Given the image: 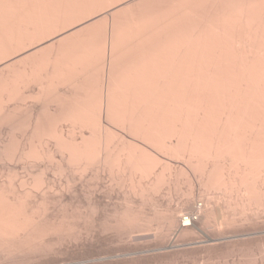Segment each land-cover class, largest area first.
Listing matches in <instances>:
<instances>
[{"label": "bare ground", "instance_id": "6f19581e", "mask_svg": "<svg viewBox=\"0 0 264 264\" xmlns=\"http://www.w3.org/2000/svg\"><path fill=\"white\" fill-rule=\"evenodd\" d=\"M38 1L41 2L42 0H0V65L3 64L2 69H0V264H52V263L57 261V259H56L57 255L60 257L59 254L61 253V250L64 247H67L68 244L74 243L75 241H78L79 239L81 240L82 237L84 238V236L88 237L86 235H89L90 232H86L85 229H84L85 231L80 229L79 224L84 223V225H85V223L87 221L89 222V218H91L92 215H93L94 221H95L94 214L95 213L98 214L99 211L96 212L95 208L94 209L91 208L89 210L90 207L85 209V207H87V206H85V207L83 206V208L85 210L81 209L82 207L79 208V206L78 207H69L70 205L67 206V205H64L62 203V199H64L63 196L65 194H68V192L70 190L71 191L74 190V189H72L71 186H74V183L77 182V180H75V182L73 183L75 178L72 179L73 176H71V174H73L75 176H77V174H79L80 176H81V174L82 175L84 174L83 177H85L86 175L89 174L88 170L90 168H91V171L95 170V168H96V174H93V175L94 176L96 175L95 177H97L98 173H101L102 171H103V173H104V171L106 173V171H108V173L110 175L108 173L107 174H108V177L110 176V179H111L110 182H112L111 184H113V185L115 184V186L117 185L116 188H118L119 186L121 187L120 189L125 188L124 190H126L128 197H130V198L133 197V198H131V202H128L129 204L130 203L132 204V199H135V198L141 199L142 202L145 200H149L148 202H151L153 200V197H156L157 195L159 197V195L161 196L163 194L162 192L164 191L163 190L164 187L166 189V187L168 186L169 188L172 189V187H170V186H173V183L175 181H173L174 179H172L173 177H171V175L172 176H173V174L179 175V171H178V174L172 173V172H174L175 168L173 169V167L170 164L169 165L171 166L170 167L171 170L169 168L168 171L170 172V171H172V169H173V171L171 172L172 174L167 173L168 172L167 168L169 167V165H168L169 162H167V165H168V167H167L166 162L164 160L159 159L157 156L155 157V155L151 154L150 151H147L146 148H144L142 146L138 147V144L135 145L134 142L133 143L131 142L132 144L130 142L127 144L126 142H128V141L123 139L122 136H120L121 139H119V135L117 136L116 133H114V132L111 133V131L103 125V121H102V119H103L102 116L104 113V112H102L103 111L102 110L103 102H100L99 104H98V102L113 99V98H108L109 96L106 97V92L112 91V90H110V87L112 86L110 83L117 82V81H115L117 79V76L113 75L115 68L113 67L114 65L112 63H110L111 65L109 64L111 66V69H110V67H107V68H109L108 74L110 75L109 77H107L108 81L106 78H104L105 77L104 73L106 71V69L104 67H106V65L108 64L106 62H109L107 60V58L104 59V61L107 60L106 62H102V61H100L101 58L98 60V58L95 59L94 57L90 56V58H93L96 60L94 62L96 64H94L92 62V66H90L91 63L89 62L90 63L89 68L91 70H92V68H94V66L96 68V69L95 68L93 69L94 70V72H93V70L92 71L89 70L88 65L86 63V60L88 59V57L86 58V56H84L83 58H85V60L83 58L81 59L87 65L86 66L84 63L83 66H86V68H82L81 65L83 63L79 65V61H81V60L77 61L78 63L76 64V62L75 63L73 62L74 61L73 59H72V61L70 60V58H74V56L71 57L72 54H70V55L68 54L69 55L68 57H70L68 60V63H69L68 66H70L71 63L72 64L74 63L73 65H77L78 68L76 66H73L76 68V70H74L75 68L73 69L72 65H71L70 68H72L74 71L71 72L72 69L70 70V68L68 69V67H67V69L70 70L71 74H73V75L75 74L74 78H75V76H78L79 77L78 79H81V74H82V77H84V75H85V77H84L85 81L86 80L88 81V79H89L92 82L91 83L90 81H88L89 82L88 83L86 81L85 85H82V83L85 82L83 78H82L83 81H81L82 79L79 81L77 78L74 79L73 75H72V77L68 78L69 72L66 73L68 75L67 77L65 76L63 78V77H61V75L57 76L55 73H59V69H60L59 68L57 71L56 67H55L57 64L59 65L58 58L56 59L55 58L56 56H55L53 60L52 59L50 60L49 53H48L49 60L47 58H45V59H47L46 60L47 63H48V61H50L49 63H51V64H49V65L46 64V65L51 66V67H48V69H45L44 72L49 77H51L49 75V74H51L52 75L51 78L53 79V81L56 79L55 84H53L51 86L48 85V84H51V80L49 79V82H50L49 83L48 78H47L48 76L46 75L47 76L46 77L45 73H44V77H46L47 80L46 81L44 80V82H42L43 81L42 80V81H40L41 83L40 82L38 83V79L39 80H41V78L43 79L44 78L43 75L41 77H38V75L32 74L33 79H34V76L35 77L37 76V79L36 78L35 79L37 80L36 84H38V85H36V87L38 88L37 89L38 93L36 94L37 97L35 98V95H34V97L31 96V97H33L32 100L33 101H35V99L41 100L42 96H44L46 94L47 96L45 95L42 98V101L46 102L50 106V107H48V106L45 107L46 112H47V109L51 108V105L49 103H51V102L53 104L57 103V102L55 103L56 98H57V96L55 97L56 93L59 96L60 95L59 93L63 94L67 90L74 92L76 90L75 88H78V90H81V91L79 92L78 90H76L74 94H76V92L77 93L82 92L81 94H83V95H84V93H86L84 96H81V97H80L81 94L80 95L77 94L78 97H80V98H78L77 101H79V99L82 101L84 100L83 102H79V103H84L86 101L83 109H85L86 107H89V109L92 108L91 110L93 112L90 110L92 113L91 112L89 113L90 115H92L91 117H89V114L87 115V113L89 111L86 112L89 109H86V111L84 110L86 116L83 113L84 111L80 112V110H79L80 114L76 113L78 110L76 112L70 113L69 116L61 114V116L64 115V117L68 116L67 118H63V119L65 120V123L69 124V128H70L71 124L77 125L80 122H83V124L80 123L79 127L84 126V127H81V129L90 125L88 128L86 127V129L82 130V132L79 133V136L77 134L79 132L78 130H80L78 126H77L78 129L76 128V126H75V128L73 126L70 129L69 128L64 129L65 127L58 129L57 127L55 128V126H53L54 128L53 127L48 128V129L44 128L42 130L37 128V129L31 130V129H26L28 126L27 127L25 126V128H24L22 125L24 123L26 124V122H27V121L25 122L26 119H24V123H23V121H22V123L20 122V124L22 126L20 124H18V121H19L18 119L20 118V115L22 113L20 110L22 109V111H25V109H24L25 107L22 108V105H21L22 102L21 101H24L23 99H25L26 97L24 96V90H22L21 88L20 89H21V91H23V93L18 90L19 91L18 95L20 92H21L20 96L23 94L21 98H20V96H16L17 95L16 94L17 89L14 90L13 88L12 89L8 88L9 89V90L7 89L8 92L6 91L5 85H7V81H8L7 79H9V78L7 77V75L5 76V71H4V69L6 67V66H4L5 59H6L4 56V54H5L4 47L7 45L9 47L10 44L13 45L12 42L10 44L7 43V42H10L9 40H12V41L16 40L15 43L18 45L22 44V43H17L18 41L21 42V40H19V39H21L20 38L21 36L19 37L18 34L20 33L19 31H20L21 26H22L21 25L22 21H24L26 19V17H28V19H27L28 21L30 19H34V24L36 23V25H37V23H39V22H35L36 21L35 17H37V14H36L37 8L39 7L38 4H40V3H38ZM51 1L53 2L54 0H50V1L46 0L47 4H45V0H43V2L41 4L44 3V5L49 7L50 6L49 4L52 3ZM55 1H54V3H55ZM67 1L62 2L63 4L62 3L61 4L66 6ZM121 1H123V0H121ZM143 1L144 0H142V2ZM178 1L181 2V0H178ZM182 1H183V5H184L183 11H185V14H187L188 8H189L188 7V1L187 0H182ZM218 1H221V0H192L191 4L193 6H195L193 10L197 15L200 14V12L198 10L201 11L203 9L204 11L203 10L201 11L200 16H204L203 14L207 15L208 14L207 12H210V11L212 14V11H213V13H215L216 10L215 11L209 10V9H206L203 7L201 9V6H202L201 3L202 4L205 3L207 6V4L210 2L211 5L208 4V6H210V8L216 9ZM227 1H230V0H224V2H223L226 4V6H222V7H225V8L221 7L219 10L217 9L218 11H216L215 16L213 14L212 17L214 19V22L211 23L212 25H209L207 27L205 26L206 29L203 25L204 29H203V31L201 30L202 32H199L200 31L199 30L200 24H199V26H197V27L195 26L196 28H194V26L192 24H191V26H189L188 23L186 22L185 25L183 24L184 28H183L182 32L178 33L180 36V37L178 36L179 39L181 38V36H183V39H180L181 40L180 41L177 37L178 34H175V36H176L175 38L178 39V40H176L175 43L177 44V42H179L178 43L179 47L181 46L180 51H183L182 56H179V69L176 70V83H172V86H171L170 84H167V81H166L163 83L164 85H162V84H161L162 86L159 85V83H161V80L159 79L160 80V82H159L158 78H160V77H157V76H161V74L163 75V72H165V71H161L162 73L160 72L161 67H159L160 65L158 64V59H160V58H158V56H157L159 53H158V50H157V52H155L156 49L154 50L152 47V50H154L153 53H156V54H152V52H151L150 57H148L147 53H145L146 56H145V54H143L144 58L147 57L146 60L143 58L145 60L143 64L137 63L136 62L137 60H135V62L137 63V65L135 64V62L133 63L135 65V66L133 65L135 68L134 67H133V69L129 68L130 70L127 69L126 70L127 73H126V71L123 70L126 73L125 75H124V72L119 71V72L123 73V75L126 77L127 80H129L127 77H131L130 80L125 83L126 85L123 88H126L127 91L129 90L126 93L131 92L130 94H132V97L130 96V99L132 98L133 102H130L131 105L129 103H127L128 107L130 105V107H129L130 110L128 109L129 111L127 110V112H130L132 109H133V111H131L128 114L125 113L124 116L121 117V120H119L120 119L119 117H118V119H116L117 116H121L124 112H122V114H120V115L116 112L118 114L116 116V114L113 113V110H112V108L114 106L113 105L114 102L112 103L111 101H110V103H108V102L105 103L107 106V111L109 110L108 112L106 110L105 111L107 112L106 117H108L109 120L118 121L119 122L118 124L123 123V125L125 126L124 129H126V130L128 129V131L130 132V135L131 134L135 135L136 138L140 137L141 139H143L144 141H146L147 143L152 145L154 148H156L157 150L162 152L163 155L166 154V155H169L170 157L174 156L173 158H176L179 160L182 159L183 161H185L188 164V166H190L191 170L193 171V175L194 176L197 175L198 177L196 176V178L197 179L199 178L198 181L200 183L202 182V184L204 186L203 188L206 189L205 193L210 191V193L214 194L216 192L217 194L220 193V195H222L223 197L226 198V199H224V198L217 196L219 198L217 200V197L214 198L215 197L214 196L212 198L213 199L212 200L210 197L209 200H211V202L209 201L210 203H208V204H210V205L212 204V205L210 206L208 204H205V206H206L205 208H208L207 207V205H208L211 207L209 209H212L213 204H214V207H215V205L216 206L218 205V208H219L220 205H219L218 201H220V203L223 201L222 202L223 204H221V207H220L221 210H223L222 207L225 204L229 206V203H227V201L228 202L231 201V204H233L235 206V208L241 209L242 215H244L245 213L249 214L250 212H252L251 214H254L253 212H255L256 216L257 215L259 216L258 212L261 213V211L263 210V213H264V0H247L248 4H245V3H247L246 0H243V1L238 0L240 4H238V1H237V3L235 2L234 4H232V3L230 4V2L232 1L231 0L230 2H228L229 5H228V3H226ZM234 1H236V0H234ZM58 2L59 3H57V4H59V6H61L60 0ZM116 2H118V1L116 0ZM149 2H151V1H149ZM119 3H117V4H119ZM172 3L173 2H171L170 8H173ZM120 4H122V2ZM205 4H203V5H205ZM235 4H237V5H235ZM44 5H42V6L40 5V6L43 7ZM152 5H153V3H152ZM231 5L233 7H231ZM23 6H25V7L23 8ZM53 6H54V10H55L56 4H52V7ZM193 6H192V8H193ZM57 7H58V5H57ZM111 7H112V5H111ZM113 7L115 8V6H113ZM26 8H29V9H26ZM64 8L61 6V9H64ZM23 9L24 10L26 9L25 12ZM57 9H60V7L56 8V12L59 11V10L57 11ZM174 9H175V7H174ZM27 10H28V13L29 12L31 13V15L25 16V17L23 16L25 18L23 20L22 14L23 13L28 14L26 12ZM51 10H53V9H51ZM110 10L112 12V9H110ZM116 10H118V9L116 8ZM181 10H180V12H181ZM100 11H102V10L100 9ZM106 11H109V10L106 9ZM118 11H117V13H118ZM51 12H52V15L54 16L55 14L53 13V11H51ZM61 12H62V10H61ZM93 12H95V11H93ZM96 12H97V10H96ZM155 12H157V11H155ZM203 12H206V13H203ZM66 13H68V11ZM98 13H99V11H98ZM63 14L65 15V13H63ZM102 14H104V10H103ZM175 14H177V13H175ZM196 14H195V16H197ZM32 15H33V18L29 19V17H32ZM52 15H49V16H52ZM95 15H97V14H95ZM112 15H114V14H112ZM208 15H210V14H208ZM53 16H52V18H50L51 20L53 19ZM92 16H94V14H92ZM153 16H155V13ZM96 17H98V16H96ZM107 17H108V14H107ZM143 17H144V15H143ZM193 17H194V15H193ZM210 17H211V15H210ZM210 17H208V19ZM47 18H49V17H47ZM133 18L134 17H132V19ZM156 18H157V14H156ZM188 18H189V16H188ZM195 18H197V17H195ZM38 19L39 18H37V20ZM54 19H55V16H54ZM129 19H130V17H129ZM138 19L139 18H137V21H138ZM141 19L142 20H140V22H142V21L144 23L147 21L149 22V20L145 21V19H143V18H141ZM101 20H103V19H101ZM206 20H207V18H206ZM74 21H75V19H74ZM89 21H90V19H89ZM175 21H176V19H175ZM184 21H186V20H184ZM26 22L27 21L25 20V23ZM53 22L55 23V20ZM82 22H83V20L80 22V25L83 26L84 24H82ZM84 22H86V21L84 20ZM87 22H88V20H87ZM97 22H98V19H97ZM143 22L140 23V24H142V26L144 25ZM154 22H155V19H154ZM207 22H209V21H207ZM49 23H50V21H49ZM59 23H61V22H59ZM157 23L155 25H157ZM56 24H54V25H56ZM64 24H65V26H67L66 23H64ZM77 24H78V22H77ZM77 24L75 23L74 26H71L73 31H74L73 32L74 34L73 33L72 34L69 33V34L72 35L71 36L72 39L74 38L75 33L78 31L76 29L81 27V26L78 27L79 26L78 25L77 26L78 28L75 29L74 27ZM90 24H92V23H90ZM148 24L149 23H145V27ZM62 25L59 24L56 27L59 28L60 26L62 27ZM69 25H68V27H69ZM95 25H92V28ZM136 25H137V23L134 25L135 28L139 24L137 26ZM153 25H154V23H153ZM87 27H89V25ZM128 27H132V26L129 25ZM152 27H153L152 29H154V26H152ZM36 28H37V26L35 27V29ZM46 28L49 29V26ZM63 28H65V27H63ZM107 28H109V27H107ZM135 28L131 29L132 33L135 32V31H133V30H135ZM142 28L143 27H141L140 29L138 28V29L141 31ZM197 28L199 31H197ZM9 29H11L12 31H15L16 34H15V32H11V31L9 34L10 36L8 34H6V33H9V32H7V31H9ZM67 29L69 31L71 30L69 28H67ZM84 29H85V27H84ZM100 29H102V28H100ZM138 29L136 31L140 33V31H138ZM179 29H180V27H179ZM44 30H45V28H44ZM58 30L61 31L62 29L61 30L58 29ZM65 30L66 29H64V31ZM80 30L81 29H79V31ZM144 30H145V28H144ZM154 30H153V32H154ZM46 31H48V30H46ZM52 31H54V32L52 33ZM52 31L50 33L51 36L49 34H47L50 37V40L54 39L55 35H57L56 37H58V34L56 33L57 31L55 32V30H53V28H52ZM59 31H58V33H59ZM180 31H181V29H180ZM81 32L83 33V30H81L78 35H81L80 34ZM129 32H130V29H129L128 33ZM150 32H152V30ZM150 32H147V33H150ZM11 33H13L15 35L13 36ZM47 33H49V32H47ZM66 33H68V32L65 31L63 34L61 31L59 36H61V34L65 35ZM117 33H115V34L118 35ZM144 33H146V32H144ZM106 34L107 33L105 32V35ZM125 34H127V33H125ZM129 34L131 35V33H129ZM7 35L9 36L10 39L6 38ZM63 35L61 36L62 38L64 37ZM76 35H77V33H76ZM133 35H136V34L133 33ZM37 36H38V33H37ZM120 36H118L119 39H120ZM127 36H129V35H127ZM146 36H147V34H145L143 36L144 39L146 38ZM39 37L40 36H38V38ZM49 37L45 38V41L46 40L49 41ZM51 37H52V39H51ZM65 37H68L67 34L65 35ZM71 37H68V39H71ZM83 37H85V36H83ZM152 37H153V35H152ZM5 38H6V40L8 39L7 42H6ZM62 38H60V39H62ZM118 38L116 37V39H118ZM124 38L125 37H123V39ZM149 38H151V36H149ZM37 39L35 41L36 44L37 43L41 44V43L45 42L44 40L41 42V40L44 38H42L41 40L40 39L37 40ZM57 39L60 40L59 37ZM57 39H55L53 41H56ZM65 39H66V41H68L67 38H65ZM65 39H64V41H65ZM81 39H83V38H81ZM86 39H87V37H86ZM89 39L91 40L92 38H89ZM113 39H114V43H115V37L114 36H112V41H111V44L109 46L110 51H111V49L113 50ZM130 39L128 38V41ZM140 39L141 38H139V41H140ZM97 40H98V36H97ZM97 40H95V41L98 42L99 40L98 41ZM53 41H51L52 42L51 44L58 43L56 46H59V42L56 41L53 43ZM122 41H120V43ZM75 42H77V41H75ZM90 42H92V40ZM90 42H89V44H90ZM99 42H101V41H99ZM102 42L105 43V41H103V40H102ZM102 42L99 43V45H98L100 47L98 50H100V51L102 48H104V50H105L106 48L103 46L108 45L106 43L103 45ZM116 42H118V40ZM124 42H127V41H124ZM142 42L144 43V41H142ZM142 42H140V43H142ZM146 42L147 41H145V45L147 44ZM149 42L150 41L148 40V43ZM46 43L50 44V42H47V41H46ZM46 43H43L41 45L42 47H40V48H43L44 44H46ZM62 43H63V40H62ZM65 43H67V42H65ZM151 43L152 42H150V45L152 46V44H154V43H152V44ZM49 44L47 46H49ZM51 44H50V46H51ZM68 44H70V43H68ZM89 44H87V45L89 46ZM100 44L102 45V48H101ZM12 45L9 49L12 48ZM62 45H61V47H62ZM83 45H84V43H83ZM87 45H86V47L88 48ZM132 45H131V47H132ZM150 45H148V46L151 47ZM63 46H65V45H63ZM116 46H114V47H116ZM36 47H38V46H36ZM52 47H44L43 52H44V49L47 48L45 50V52H46L48 49H50ZM69 47L71 48V46H69ZM94 47H89L87 50L90 52V48H91L92 51H94V49H95V52H97L98 51V50L96 51V49L98 48L97 45H94ZM144 47L147 48L146 46H144ZM70 48H68V49L70 50ZM55 49H53V51ZM76 49H77V47H76ZM76 49H75V52H76ZM117 49H118V47H117ZM18 50L20 51L21 48H19ZM29 50L30 49H28L27 51H29ZM37 50H39V49H37ZM41 50L39 51V53L37 51L36 52L38 54H40L42 52ZM57 50H58V48H57ZM63 50H61V51H63ZM143 50L145 51L146 49H143ZM30 51L32 52V50H30ZM65 51L66 50H64L63 53L60 52L62 57L65 55ZM81 51H83V53H84L86 50H85V48H83V50H81ZM106 51H108V50H106ZM147 51L149 52L148 48H147ZM45 52L42 54V56L45 55ZM78 52H80V50ZM89 52L87 53V51H86L87 54H89ZM114 52H116V51H114ZM114 52H113V54L109 53L110 56L114 55ZM137 52H140V50ZM21 53H18V54L20 55ZM34 53H35V51H34ZM98 53H96V55H98ZM51 54H52V52H51ZM62 54H64V55H62ZM92 54H95V53H92ZM102 54H103V52H102ZM118 54L119 53H117V55ZM166 54H167V51L165 52L164 55H166ZM11 55H13V54L10 53V51H9V56H11ZM30 55H31V53H30ZM34 55L36 56V54H34ZM58 55H57V57H59ZM105 55L106 54H104V56ZM164 55H162V56H164ZM100 56L101 55H99L98 57H100ZM110 56H109V59H110ZM162 56H160V57H162ZM21 57H22V55H21ZM27 57H28V55H27ZM45 57H47V56H45ZM52 57H53V55H52ZM35 58L37 59V57H35ZM38 58H39V56H38ZM41 58L44 59L43 57H41ZM75 58H76V55H75ZM124 58H126V57H124ZM128 58H129V56H128ZM130 58H132V56ZM42 59L40 60V58H39L37 60H34V62L37 61L43 65V63L45 61L42 62ZM93 59L92 60L90 59V60L94 61ZM165 59L167 60V58H165ZM165 59H164V61H165ZM24 60H25V58H24ZM64 60H66V58ZM97 60H98V62H97ZM112 60H114V59H112ZM112 60H110V61L113 62ZM141 60H142V58H141ZM53 61L54 62L57 61L58 63L57 62L54 63ZM62 61H63V59H62ZM83 61H81V62H83ZM124 61H126V60H124ZM10 62H12V61H9V64H10ZM15 62H16V60H14V63ZM39 63H37V64H39ZM61 63L63 64L65 62L63 61ZM103 63H105V64H103ZM9 64H8V66H9ZM19 64H21V61ZM40 64L38 66H40ZM53 64L54 65L56 64V65L54 66ZM102 64L104 67L102 66ZM13 65L14 64H12V66ZM8 66L6 67L7 69L9 68ZM35 66H37V65H35ZM38 66L35 68H38ZM45 66H44V68H47ZM52 66L55 67V68L53 67L55 70H52L53 69ZM60 66H62V65H60ZM66 66L67 65H63V68L61 67V69L63 71H65V70L68 71L66 69ZM79 66L81 67L80 70H79ZM161 66L165 67V64L161 65ZM100 67L101 68L103 67L102 70ZM0 68H1V66H0ZM50 68H52V69H50ZM127 68H128V66H127ZM168 68H169V70H171L170 67H168ZM85 69L86 70L88 69L87 70L88 74L83 73L85 71ZM117 69H118V65H117ZM12 70H15V69H12ZM16 70L19 73H21L23 71V70H21V72H20L19 69H16ZM16 70H15L14 74L17 73ZM39 70L40 69H37V72H39ZM46 70H49L51 73L49 71H46ZM78 70H79V72L80 71L81 72L78 75H76L77 72H75V71H78ZM163 70H164V68H163ZM53 71H55V72H53ZM89 71H91V74ZM10 72H11V70H10ZM61 72H60V74H61ZM92 72L94 74H92ZM95 72H97V73H95ZM102 72H103L102 75L99 74ZM9 74H8V76H9ZM11 74H13V72ZM38 74L40 75L41 73H38ZM54 74H55L56 78H54L55 77V76H53ZM86 74H87V76H86ZM95 74H97V76H99V77L95 76ZM17 75H18V73H17ZM88 75H91V76H88ZM166 75H167V73L165 74V77H164L165 80L167 79ZM20 76H22V74ZM62 76H63V73H62ZM92 76H94V78ZM112 76H116V77H114V81L112 80L113 82H111V78H113ZM60 77H61V79H60L61 81H66L65 82L66 85H64V84H63L64 86L60 85L61 83H64L61 81H60L61 83H59V81H57V80H59ZM102 77H103V81L101 80ZM120 78H121V76H120ZM63 79H65V80H63ZM70 79H73L74 81H72ZM121 79L123 81L124 77ZM156 79H157V81H156ZM20 80H21V78L19 79V77H17V81H20ZM29 80H31V79H29ZM67 80H69V81H67ZM105 80L110 84V87H108L107 91L103 90V86H97V85H104ZM119 80L120 79H118V81ZM9 81H10V79H9ZM33 81L35 82V80H33ZM21 82L22 81L16 82L17 84L14 82L16 85H18V89L20 86L22 87V84L19 86V84ZM76 82H80V83L76 84ZM24 83H25V81H24ZM108 83H107V85H108ZM117 83L119 84L121 82H117ZM165 83L167 85H165ZM169 83H171V82H169ZM34 84L33 85L30 84V87H29V84L27 86H28V88L31 89V85L34 86ZM80 84H81V86H80ZM87 85H89L90 87L88 88ZM114 85H116V84H114ZM168 85L171 86V90L168 89L169 88ZM93 86H96V87H93ZM116 86H120V85H116ZM166 86L168 88H166ZM23 87H24V85H23ZM25 87H26V85H25ZM92 87H93V89H92ZM99 87H101V88H99ZM86 88H87V90H86ZM94 88H95V90L96 89L98 91L100 90L101 93L99 92V94L92 96L93 93L96 94L98 92V91L96 92L94 90ZM104 88H105V86H104ZM112 88L113 87H111V89ZM82 89H85V90L82 91ZM89 89L90 90L92 89V92L94 90V92L92 93ZM12 90H13V92H16V93H14V94H16L15 95L16 97L13 98L14 94L10 93V94H8L9 95V97H8L9 100H8V98L6 97L7 96L6 94ZM26 90H27V88H26ZM87 91L91 92V94H92L91 97H89L90 93L88 95ZM123 91H125V89H123ZM166 91L171 92L172 95ZM118 92H120V91H118ZM30 93H32V91ZM29 95L28 96L26 95V96L29 98L30 97ZM70 95H71V93H70ZM168 95H170L171 97ZM40 96H41V98H40ZM92 97L94 99H92ZM118 97H119V95H117V98ZM59 98H60V96H59ZM61 98H63V97H61ZM115 98L116 97H114V99ZM68 99H69V97H68ZM75 99H77V96H75ZM124 99H126V98H124ZM6 100H8L9 103ZM42 101H41V103L43 104ZM69 101H70V99H69ZM77 101H75L76 105H78L77 107H80V105H82V104H79ZM6 102L8 105H6ZM38 102H40V101H38ZM10 103L11 104L13 103V107H12V105L10 106ZM60 103H61V100H60L59 104ZM71 103H73V102H71ZM53 104H52V106H53ZM115 104H117V103H115ZM119 104L120 103L118 101L117 105H119ZM57 105H55V106L57 107ZM62 105L64 106L63 103H62ZM43 106H44V104H43ZM60 106H58V107H60ZM123 106H125V105H123ZM67 107H69V106H67ZM64 108H65V106H64ZM49 110H50V114H52L53 112L51 111V109H49ZM17 111H20V113H18ZM55 111L57 112V109ZM46 112H44L45 114H43V115L47 116L48 112L47 113ZM17 113L20 114L19 118L17 117L18 121L14 120V118L17 116ZM57 113H55V114H57ZM55 114H53V115H55ZM59 115H60V113H59ZM24 117H26V115ZM38 117H39V115H38ZM49 117L53 121H55L54 119H57V118H55L56 115H55L54 119H52V115L51 116L49 115ZM59 118H60V116H59ZM20 119L23 120L22 118H20ZM47 120L48 119H46V121ZM64 120H62V121L64 122ZM60 121H61V119H60ZM31 122H33V121H31ZM48 122H52V121L48 120ZM84 122L86 123V125L84 124ZM75 123H77V124H75ZM55 124H56V121H55ZM126 126H127V128H126ZM3 134H6L5 135L6 137ZM114 134L117 137L114 136ZM77 136L79 138H77ZM114 137L119 139V141L117 139L119 144L115 141L116 139H114ZM121 140H123V141H121ZM182 172L185 173L186 171L184 172V170H181V172H180L181 177H177L176 181L178 178H179V180H181L182 177H183L182 182L185 181L184 180L185 176H183L184 174ZM90 175H89V177L92 178V174H90ZM185 175H186V173H185ZM187 175H189V174H187ZM57 176L60 179H64V181H70V180H73V181H71L70 184L66 183L67 184L66 186H65V183H64V186L62 183V186H61V185H59V183L61 184L60 181H62L60 179H59L60 181L58 180L59 181L58 184L54 183V181H57L56 180ZM190 176H191V174H190ZM95 177H94V180H96L100 176H98L96 179H95ZM80 178H79V180H80ZM86 178H87V176L85 177V179ZM91 178L89 179V181L92 182ZM196 178H194V179H196ZM102 179H103V177H102ZM190 179H188V176H187V181L188 180L190 181ZM99 180L101 181V179H99ZM106 180H109V178ZM193 180L191 179V183ZM189 181L187 183H189ZM98 183H99V181H98ZM98 183H96V184H98ZM179 183H180V181H179ZM193 183H196V182L194 181ZM193 183L191 184V186L188 185V186H190L188 188H191V189H189L188 193H190V191H192V190L194 191V189H192V187H194ZM108 184H110V183H108ZM185 184H186V182H184V185ZM202 184L200 185L201 187H202ZM56 185H59V187H57ZM104 185H105V183H104ZM177 185H179V184H176V186ZM184 185L182 183V186H184ZM90 186H88L90 189L95 187V185H94V187H93V185H92V187H90ZM97 186H99V185H96V187ZM176 186H175V190L178 189ZM182 186H180V189L183 188ZM113 187L110 188V186H109V189H113ZM79 188H81V187L79 186ZM89 188H87V189H89ZM100 188H102V187H100ZM104 188H108V186L107 187L104 186ZM161 188L163 190L162 192H161ZM186 188H187V186H186ZM186 188L183 190L187 191ZM102 190H104V189H102ZM113 190H115V189H113ZM172 190H174V189H172ZM172 190H171V192H169V194H171V195H172ZM74 191L76 192L77 190H74ZM83 191H84V188H83ZM83 191H81V193ZM116 191H118V190H116ZM193 191L191 192L192 196L187 193L186 197H190V196L193 197V194H194ZM99 192H101V190ZM113 192L115 194V191H113ZM120 192H121V190H120ZM164 192H166V191H164ZM174 192H173L174 195L178 193L176 191H174ZM180 192H183V191L180 190ZM108 193H109V191H108ZM124 193L125 192L123 191L122 195H124ZM126 193H125V196H126ZM157 193H159V194H157ZM167 193H168V191H167ZM85 194L86 193H84L83 196ZM88 194L89 193H87L86 195H88ZM184 194L186 195V193H184ZM71 195H74V193ZM89 195H88V197L85 196L86 200H87V198L89 199V197L91 198V196H89ZM104 195H106V194L104 193ZM111 195H113V193ZM118 195H120V194H118ZM154 195H156V196H154ZM185 195L182 194V196H185ZM208 195H209V192L206 194V196H208ZM75 196H76V193H75ZM107 196H109V198H110V195L107 194L106 197ZM165 196L163 197V195H162L161 196V197H163L162 199L167 197V196L166 197ZM177 196H178V194H177ZM77 197H79V195H77ZM94 197H96V196H94ZM168 197L173 198V195L168 196ZM191 197H190V199H191ZM81 198H83V197H81ZM117 198H118V196H117ZM125 198L127 200V197H124L123 199H125ZM130 198H129V201H130ZM160 198H159V200H160ZM220 198L223 200L221 201ZM103 199H104V196H103ZM111 199H113V198H111ZM156 199H158V198H156ZM180 199L185 200L184 197L180 198ZM187 199L188 198H186V200ZM214 199L217 200L218 204H215L217 202H215ZM119 200L117 199V202ZM168 200H170V202H172V204H173L172 199H168ZM192 200L194 201L193 198H192ZM72 201H73V199H72ZM106 201H107V199H106ZM124 201H123V204L125 203ZM140 201H138V202H140ZM178 201H179V199H178ZM212 201L215 203H213ZM224 201H226V203H224ZM89 202H90V200H89ZM115 202H116V200H115ZM142 202H141V205H142ZM95 203H96V201H95ZM121 203H119V204H121ZM152 203H154V202H151V204ZM206 203H207V201H206ZM68 204H70V203H68ZM91 204L92 203H90V206H91ZM131 204H130V207L133 208V206H131ZM144 204L147 205L148 203L144 202ZM155 204H156V201H155ZM172 204L170 206H172ZM190 204H192V203L190 202ZM76 205H77V202H76ZM135 205H134V207H135ZM93 206H95V205H93ZM152 206H153V204H152ZM106 207H107V205H106ZM126 207H127V204H126ZM128 207H129V205H128ZM128 207H127V209H123V210L119 209L121 211H119L117 208H114V211H115L114 216L112 215L111 218H109V216L106 218H109V219L113 218V221H111V223H109V226L111 224V227L113 230L124 231L123 233L125 235L130 236L132 239V237L134 236V234L136 232L142 233L145 231L144 230L145 227L147 230L150 228V226H153V224L151 225V223L148 222L149 225L148 224H147L148 226L145 225V223H146L145 220L146 219H147V221H149V220H148V218H146V216H145V219H143L144 216L140 217L142 219L139 218V215L142 213H139L137 211H139L140 209L136 211L137 213L135 212L136 214H134V210L132 211L131 208H128ZM145 207H147V206H145ZM160 207H158V209ZM192 207H193V205H192ZM229 207H232V205ZM97 208L98 207H96V210H97ZM108 208H106V209H108ZM142 208H143V206H142ZM149 208H151V207H149ZM168 208H169V206L166 209H168ZM115 209H117V211ZM162 209H165V208L162 207ZM203 209H204V206H201L199 211H197V209H196L195 210L196 212H191L189 214L186 213V215H184L182 217V220L180 221L181 222L180 225H179L178 218H176V216H175L176 214H174L175 212L170 210L171 212H174V213H172V214H174V216L171 215V218L169 221L170 225H168L170 227V230H173L174 228L177 227L178 231L180 232V229H179V226H180L182 232H185V233L195 232L194 235L197 234L196 233V232H198L197 230L200 231L201 228H199L200 226L198 227L196 223L199 220V218L204 219V217H205L204 215H203L204 216L203 218L199 217V215L202 213V211H205ZM209 209H208V212H209L208 215L210 214V212L213 211V210L209 211ZM233 209L228 208L226 213H224L223 215L229 213L230 211L233 212ZM240 209L238 211H240ZM104 210H105V208H104ZM154 210H155V208H154ZM159 210H157V212H159ZM188 210H190V209H188ZM228 210H229V212H228ZM170 211H169V213H170ZM218 211H219V209H218ZM234 211L236 213V210H234ZM109 212H111V211H109ZM143 212H144V209H143ZM147 212H148V210H147ZM162 212H164V210H162ZM232 212H230V213H232ZM138 213H139V215L137 216ZM222 213H220V215ZM235 213L233 212L231 215L232 216L234 215V217H236V219H237V216H235ZM97 214H95V215L97 216ZM145 214H146V212H145ZM156 214H158V213H156ZM162 214H164V213H162ZM162 214H160V215L162 216ZM205 214H207V209H206ZM247 214L245 215L246 217L248 216ZM98 215H100V214H98ZM231 215H229L230 218H232ZM242 215L240 214L239 217H241ZM201 216H202V214H201ZM211 216L212 215H209L208 217L207 216L206 217L208 219ZM158 217H159V214H158ZM221 217L218 218V219H220L218 222L221 223L220 221L222 219L223 225L226 224L224 222L225 221L224 218H221ZM152 218H154V216ZM227 218H228V216H227ZM247 218H249V217H247ZM257 218L258 217H256L255 219H257ZM213 219L216 220L215 217ZM213 219H212V221H213ZM106 220L108 222V219H106ZM209 220H211V219H209ZM243 220L246 221L245 218ZM250 220H251V218H250ZM141 221L143 222V224ZM144 221H145V223H144ZM156 221H158V220L156 219ZM200 221L201 220H199V222ZM205 221H206V218H205ZM248 221H249V219H248ZM109 222H110V220H109ZM202 222L204 223V220ZM228 222L230 223L232 221L228 220ZM90 223H93V221ZM101 223H103L102 220H101ZM217 223L215 225H218ZM238 224H236L232 227L235 228V226H238ZM86 225H88V224L86 223ZM210 225L212 226L211 222H210ZM223 225L221 223V226H223ZM168 226H167V228L169 229ZM94 227H95V225H94ZM203 227H205V226H203ZM215 227L219 228L220 226L218 225ZM227 227H229V226H227ZM230 227L227 228L229 231L233 229L232 227L230 229ZM107 228H109V227H107ZM139 228H141V229L143 228V230H137ZM164 228H166V227H164ZM220 228H222V227H220ZM86 229L88 230V228H86ZM92 229H93V227H92ZM103 229H106V227L105 228L103 227ZM168 229H167V231H168ZM149 230H151V229H149ZM156 230L157 229H155V232H156L155 234H157V232H158L157 235L159 237V231H156ZM159 230H160V228H159ZM162 230H163V227H162ZM233 230L235 231L236 229H233ZM168 232H170V231H168ZM172 232H171V234H173V233L176 234L175 232H173V233ZM164 233L165 232H163V234ZM148 234H150V233H148ZM103 235H104V233H103ZM160 235H162V234H160ZM104 236H106V234ZM128 236H127V239L128 238L130 239V237H128ZM168 236H171V235L168 234ZM183 236H185V235H183ZM119 237H121V236L119 235ZM167 237H164L163 241ZM92 238H93V236H92ZM139 238H142V237L136 236L135 239H139ZM168 238L166 240H169ZM159 239H162V238L160 237ZM159 239H158V241H159ZM119 240L122 241V239H119ZM94 241H95V239H94ZM123 242H124V240H123ZM125 242H128V241L125 240ZM164 242H162V243L164 244ZM81 243H82V240H81ZM85 243H87V241ZM142 243L143 242H141V244ZM151 243H153V242H151ZM77 244L75 243V246ZM106 244L108 245V243H106ZM122 245H125V244H122ZM128 245H129V243H128ZM145 245H146V243H145ZM130 246H131V244H130ZM137 246H139V244H137ZM168 248L169 247H167L166 249H168ZM77 249H79V245H78ZM145 249L148 251V248H145ZM158 249L156 251H158ZM163 249H165V248H162V250ZM144 250H143V252H144ZM77 251H79V250H77ZM99 252H100V250H99ZM69 256H70V254H69ZM65 264H67V263H65ZM68 264H70V263H68Z\"/></svg>", "mask_w": 264, "mask_h": 264}, {"label": "rangeland", "instance_id": "374dc122", "mask_svg": "<svg viewBox=\"0 0 264 264\" xmlns=\"http://www.w3.org/2000/svg\"><path fill=\"white\" fill-rule=\"evenodd\" d=\"M50 1V0H49ZM55 1V0H54ZM54 1L51 3V4H49L50 6L48 7V6H46V5H44V3L43 4H41L42 2H43V0L41 1V2H39L38 1V3H40V4H38V8H37V12H36V14H37V17H35V22H39V23H37V25H36V23L34 24V19H30V18H33V15H32V17H29V21L27 20L28 19V17H26V19L24 18L25 16H30L31 15V13L29 14L28 13V10L26 11L28 14H22V17H23V20L25 19L27 22L25 23V20L24 21H22V26H21V29H20V33L18 34L19 35V37L21 38V39H19V40H21V42H17V43H22V44H16L15 43V41L13 40H9L10 42H7V40H6V38H9V34H10V31L11 32H15V31H12L11 29H9V31H7V32H9V33H6V34H8L7 36H6V38H5V40H6V42L8 43V44H10L11 42L13 43V45L12 44H10V46L8 47V45L7 46H5L4 47V51H5V54H4V56H5V64H4V66H8V64H9V61H12V62H10V64H9V68L7 69L6 67H5V69H4V71H5V76L7 75V77L10 79V81H9V79H7L8 81H7V85H5V87H6V91H7V89L9 88V89H14V90H16L17 91V93L16 92H13V90L12 91H10L9 93H7L6 95V97L8 98L9 97V95L8 94H10V93H16V94H14L13 96V98H15L16 96H20V94H21V92L23 93V91H21V89L22 90H24V96L26 97L25 99H23L24 101H21L22 103H21V105H22V108H24L25 109V111H22V109L20 110L22 113H21V115L20 114H18V113H20V111H17L18 113H17V116L14 118V120H16V121H18V124H20V122L22 123V121H23V123H24V119H26L25 120V122H26V124L24 123V124H22L23 125V127L25 128V126L27 127L26 129H37V128H39L40 130H42V129H48V128H52L53 126H55V128L57 127L58 129H61V128H63V127H65L64 129H67V128H69V124H67V123H65V120L63 119V118H67L68 116H69V114L70 113H73V112H76L77 110V112L76 113H79V110H80V112H83L84 110L86 111V109H89V107H86L85 109H83L84 108V106H85V103H86V101L84 102V103H79V102H83L82 100H80L79 99V101H77L78 100V98H80L81 96H84L83 94H81V93H76V94H74L75 92H71L70 90H67V91H65L63 94H61V93H59L60 95V98H59V96L57 95V93L55 94V97L57 96V98H56V101H55V103L56 104H53L52 102L51 103H49L50 105H51V108H49V109H51V111L53 112L52 114H50V110L49 109H47V112L45 111L46 110V108L45 107H50L46 102H43L42 101V98L46 95H44V96H42V98H41V96H40V98H41V100L39 99V100H36L35 99V101H33L32 100V98L34 97V95H35V98L37 97V87H36V85H38V84H36V79H37V76L35 77L34 76V79H33V75L35 74V75H38V77H41L42 75H43V77H44V71H45V69H47L48 68V66H47V68H44V66L47 64V61H46V59L45 58H47V57H45V56H52V54H53V56L57 59L58 58V62H59V65L57 64L56 65V68L58 69V68H60L61 69V67L63 68V65H67V64H69L68 63V60H69V58L70 57H68L70 54H72L71 55V57H73L74 56V58H70V60L72 61V59L74 60L73 62L75 63L76 62V64L78 63L77 61H79V60H81L84 56H86V58L88 57V59L86 60V63L87 64H92V62L94 63L96 60V58H98V56L99 55H101L100 56V58H101V60L100 61H104V59H105V57H106V53H107V51L106 50H108L109 51V46H110V44H111V41H112V36H114L115 37V43H114V39H113V50L111 49V51L109 52L110 54L112 53L113 54V52L114 51H116V52H114V55H111L110 57L112 58V59H114V60H112L111 58V60L114 62H111L114 66V74L113 75H116L117 76V79L115 80V81H117V82H121V83H117V82H113L114 81V77H116V76H112L113 78H111V82H113L114 84H116V85H120V86H116V85H114L113 83H110L112 86L111 87H113L112 89H111V87H110V84L108 83V85L106 84L105 86L107 87H105L104 88V86H103V90H106L107 91V89H108V87H110V90H112V91H108V92H106V97H108V98H113L114 99V97H116L114 100L113 99H109V100H104V101H99L98 102V104L100 103V102H103V107H102V112H104L103 113V119H102V121H103V125L105 126V127H107L110 131H111V133H116V135L118 136L119 135V139H121L120 138V136H122L123 137V139H125V140H127L128 142H126L127 144L130 142H134V144L135 145H137L138 144V147H144V148H146V150L147 151H150V153L151 154H154L155 155V157L157 156L159 159H161V160H164L165 162H166V165H167V162H169L168 163V165L170 164L172 167H173V169H174V172H172L173 171V169H172V171H168L169 170V168L171 167L170 165H169V167H168V165H167V173L169 174V173H177L178 174V171H179V175H176V174H173V176L171 175V177H173L172 179H174L173 181H175L174 183H173V186H170V187H172V189H174V190H172L171 188H169L168 186L166 187V189H165V185L163 186L164 188H163V190L164 191H166V192H164L163 190H162V188H161V192L163 193H161L162 195H163V197L165 196L166 198H164V199H162L163 197H161L160 195H159V197H158V195L156 196V195H154V196H156V197H153V200L151 201V202H154V203H152L153 204V206H152V204H151V202H148L149 200H145V201H143L142 202V200L141 199H139V198H135V199H132V204H131V206H133V208L132 207H130V204L128 203V202H131V198H133V197H128V195H127V193H126V190H124L125 188H122V189H120L121 187L119 186L118 188H116L117 187V185L115 186V184L113 185V184H111L112 182H110L111 181V179H110V176L108 177V171H106V173H105V171H104V173H103V171L101 172V173H98L97 175L98 176H100V177H95L93 174H96V168H95V170H93V171H91V168L87 171L89 174L88 175H86L87 176V178L85 179V177H83V175L81 174V176L79 175V174H77V176L80 178V180H79V178L77 177V176H75V175H73V174H71V176H73V178L72 179H74V181L73 180H70V181H64V179H60L58 176H57V181H54V183L55 184H58L59 183V181L60 180H62V181H60L61 182V184L59 183V185H61L62 186V183H63V186H64V183H65V186L67 185L66 183H71V181H73V183L75 182V180H77V182L76 183H74V186H71L72 187V189H74V190H77L76 192L74 191V190H70L69 192H68V194H65L63 197H64V199H62V203L64 204V205H67V206H69V207H78L79 206V208H81V209H84L83 208V206L85 207V206H87V207H85V209H87L88 207H90L89 208V210L91 209V208H95V211L96 212H98V214H100V215H98L97 213H95V214H97V216L94 214V216H95V221H94V217H93V215H92V217L91 218H89V222L87 221L86 223L88 224V225H86V223H85V225H84V223H81V224H79V228L80 229H82V230H86V232H90V234L89 235H86V236H88V237H85L84 236V238L82 237V243H81V240L79 239L78 241H75L74 243H71V244H68L67 245V247H64L62 250H61V253L59 254L60 255V257L58 256H56V259H57V261L56 262H54V263H52V264H65V263H72V264H75L76 262V264H264V213H263V210L261 211V213H259L258 212V214H259V216L257 215L256 216V213L255 212H253L254 214H251L252 212H248L249 214H247V213H245L244 215H242V212H241V209L240 208H235V206L233 205V204H231V201H227V203H229V206H231L232 205V207H229L228 205H224L222 208H223V210H221V204H223L222 202V200L223 199H221V198H224V199H226L225 197H223L222 195H220V193L219 194H217L216 192L214 193V194H212V193H210V191H208L209 192V195L208 196H206V194L208 193H205L206 192V189L205 188H203L204 186H203V184H202V182L200 183L198 180H199V178L197 179L196 178V176H194L193 175V171L191 170V168H190V166H188V164L185 162V161H183L182 159H176V158H173L174 156H169V155H166V154H164L163 155V153L162 152H160L159 150H157L156 148H154L152 145H150L149 143H147L146 141H144L143 139H141L140 137H137L136 138V136L135 135H130V132L128 131V129L126 130V129H124L125 128V126L123 125V123H120V124H118L119 122L118 121H111V120H109V118L108 117H106V113L109 111H107V106H106V104L105 103H110V101L113 103V108H112V110H113V113H115L116 114V116L119 114H122V112H124L121 116H117V118L116 119H118V117L120 118L119 120H121V117L122 116H124V114L125 113H130L131 111H133V109L130 111V112H127V110L129 109V107H130V102H133V100H132V98L130 99V96L132 97V94H130V93H126V92H128L127 90H126V88H123V87H125V83L126 82H128L129 80H130V78L131 77H127L129 80H127L126 79V77L124 76L126 73H127V69L128 70H130L129 68H132L133 69V67L135 66L133 63L135 62V60H137L136 62L137 63H144V61L147 59V57L146 58H144L143 56V54H145V53H147V55H148V57H150V54H151V52H152V54H156V53H153L154 52V50L156 49V51L155 52H157V50H158V58H160V59H158V64L160 65H158L159 67H161L160 68V72L161 71H165V72H163V75L161 74V76H157V77H160V78H158V80L160 79L161 80V83H159V85H164L163 83L164 82H166L167 81V84H170L171 86H172V83H176V70H178L179 69V56H182V52L183 51H180V47H179V42H177V44L175 43L176 42V40H178L179 39V34L178 33H180V32H182V30H183V28H184V26H183V24L185 25V23L187 22L188 23V25L189 26H191V24L194 26V28H196L197 26H199V24H200V28H199V30H198V28H197V31H199V32H202L203 31V29H204V27L206 26H209V25H212L211 23L212 22H214V19H213V14H214V16H215V14H216V11H218L222 6H226V4L225 3H223L224 2V0H221V1H218L217 2V8L216 9H213V8H210V6H208V4H210V2L207 4V6H206V4L205 3H203V4H205V5H203L202 3H201V9H202V7L203 8H206V9H209V10H216L215 11V13H213V11H212V14H211V11L210 12H207L208 14H210L211 15V17H210V15H205V14H203L204 16H200L201 15V11L203 10H198L199 12H200V14H196L195 12H194V7L195 6H193L191 3H192V0H187L188 1V15L187 14H185V11H183V9H184V5H183V1L181 0V2H179L178 0H144L143 2H142V0H123V1H121L122 2V4H120L121 2L119 1V0H117L118 2H116V0H60V4L62 3V2H65V1H67V4H66V6L65 5H62L61 4V6L64 8V9H61V6H59V4H57V3H59L58 1L59 0H56L55 1V3H54ZM112 1V2H111ZM127 1V2H126ZM140 1V2H139ZM149 1H151L152 3H153V5H152V3L151 2H149ZM173 2L172 3V7L173 8H170V6H171V2ZM231 1V0H230ZM230 1H227L226 3H228V2H230ZM234 0H232L231 2H230V4L232 3V4H234L235 2L237 3V1L238 0H236V1H234ZM241 1H243V0H241ZM247 1V0H246ZM245 1V2H246ZM120 2V3H119ZM127 4H126V3ZM147 2V3H146ZM160 2V3H159ZM178 2V3H177ZM112 5V7L113 6H115V8L113 7H111V5ZM117 3H119V4H117ZM176 3V4H175ZM182 3V4H181ZM191 5H190V4ZM212 3V2H211ZM45 4H47L46 3V0H45ZM52 4H56V7H55V10H54V6L52 7ZM65 4V3H64ZM109 4V5H108ZM115 4V5H114ZM178 4V5H177ZM238 4H240L239 3V1H238ZM245 4H248V1H247V3H245ZM42 5H44L43 7H41ZM57 5H58V7H57ZM122 5V6H121ZM132 5V6H131ZM211 5V4H210ZM228 5H229V3H228ZM227 5V6H228ZM235 5H237V4H235ZM110 8H109V7ZM120 6V7H119ZM152 8H150V7ZM154 6V7H153ZM180 8H179V7ZM192 6H193V8H192ZM25 6H23V8H24ZM60 7V9H57V11L58 12H56V8H59ZM119 7V8H118ZM130 7V8H129ZM174 7H175V9H174ZM209 7V8H208ZM230 7V6H229ZM231 7H233L232 5H231ZM116 8L119 10H116ZM159 8V9H158ZM222 8H225V7H222ZM26 9H29V8H26ZM25 9V10H26ZM51 9H53V10H51ZM100 9L102 10V11H100ZM106 9L107 10H109V11H106ZM110 9H112V12H111V10ZM129 9V10H128ZM171 11H170V10ZM174 9V10H173ZM182 9V10H181ZM218 9V10H217ZM24 10V9H23ZM25 10H24V12H25ZM61 10H62V12H61ZM68 11V13H66L67 11ZM96 10H97V12H96ZM103 10H104V14H102V12H103ZM154 10V11H153ZM179 10V11H178ZM180 10H181V12H180ZM51 11H53V13L55 14L54 16H55V19H54V16L52 15V12ZM66 11V12H65ZM93 11H95V12H93ZM98 11H99V13H98ZM117 11H118V13H117ZM122 11V12H121ZM147 11V12H146ZM155 11H157V12H155ZM162 11V12H161ZM174 11V12H173ZM193 11V12H192ZM197 11V12H198ZM204 11V10H203ZM60 12V13H59ZM111 12V13H110ZM146 12V13H145ZM161 12V13H160ZM206 12H203V13H206ZM63 13H65V15L63 14ZM91 13V14H90ZM108 14V17H107V14ZM117 13V14H116ZM142 13V14H141ZM148 13V14H147ZM154 13H155V16H153L154 15ZM175 13H177V14H175ZM92 14H94V16H92ZM95 14H97V15H95ZM102 14V15H101ZM112 14H114V15H112ZM140 14V15H139ZM152 14V15H151ZM156 14H157V18H156ZM195 14L197 15V16H195ZM49 15H52L53 16V21L55 20V23L50 19V18H52V16H49ZM101 15V16H100ZM143 15H144V17H143ZM173 17H172V16ZM182 15V16H181ZM187 15V16H186ZM193 15H194V17H193ZM96 16H98V17H96ZM115 16V17H114ZM117 16V17H116ZM141 16V17H140ZM146 16V17H145ZM176 18H175V17ZM188 16H189V18H188ZM191 16V17H190ZM47 17H49V18H47ZM88 17V18H87ZM90 17V18H89ZM129 17H130V19H129ZM132 17H134L133 19H132ZM179 17V18H178ZM195 17H197V18H195ZM208 17H210L209 19H208ZM37 18H39L38 20H37ZM75 19V21H74V19ZM92 18V20H90L89 21V19H91ZM103 19V20H101V19ZM137 18H139L138 19V21H137ZM141 18H143V19H145V21L146 20H149V22L147 21V22H145V23H149L148 25H146V27H145V23L143 22V26H142V24H140V23H142V22H140V20H142ZM176 19V21H175V19ZM206 18H207V20H206ZM50 19V20H49ZM82 21L83 20V22L82 23H85L84 22V20L85 21H87L88 20V22H87V25L85 24V25H83V26H81L80 28H78V29H84V27L85 28H88L85 32H83V33H81V35H77V36H75L72 40H69V41H65V42H67V43H65V42H63L62 44L63 45H65V46H63L61 43H59V46H56L58 43H56L54 46L55 47H52L53 49H55L54 51H53V49L51 48V50L49 51V52H47V53H45V55H43L42 56V53H40V54H38L37 55V49H36V46L39 44V43H35V41H36V39L38 38V36H42L41 38L39 37L38 39H42V38H44V39H42L41 40V42L44 40L45 41V38H48L49 36L47 35V34H49L50 35V33H51V31H52V28H53V30H55V32L58 30V29H62L61 31H62V33H64L65 31H68V29L67 28H69V29H72V27L71 26H74V24L76 23L77 24V22H78V24L77 25H79L80 24V20ZM96 19V20H95ZM97 19H98V22H97ZM117 19V20H116ZM154 19H155V22H154ZM183 19V20H182ZM204 19V20H203ZM73 22H72V21ZM101 22H100V21ZM134 20V21H133ZM136 20V21H135ZM151 20V21H150ZM174 20V21H173ZM184 20H186V21H184ZM188 20V21H187ZM198 20V21H197ZM43 21V22H42ZM49 21H50V23H49ZM133 23H132V22ZM153 21V22H152ZM194 21V22H193ZM207 21H209V22H207ZM211 21V22H210ZM24 22V23H23ZM59 22H61V23H59ZM103 22V23H102ZM130 22V23H129ZM158 22V23H157ZM191 22V23H190ZM197 22V23H196ZM205 22V23H204ZM45 23V24H44ZM49 23V24H48ZM57 23V24H56ZM64 23H66V25L67 26H65V24ZM70 25H69V24ZM90 23H92V24H90ZM115 25H114V24ZM129 23V24H128ZM137 23V27L135 28L134 27V25ZM152 23V24H151ZM153 23H154V25H153ZM157 23V25H155ZM54 24H56V25H54ZM62 25V27L60 26L59 28L58 27H56V26H58V25ZM97 26H96V25ZM105 24V25H104ZM133 24V25H132ZM181 24V25H180ZM198 24V25H197ZM37 26V30L35 29V27ZM46 25V26H45ZM68 25H69V27H68ZM76 25V26H77ZM89 25V27H87ZM92 25H95L93 28H92ZM101 25V26H100ZM130 25V26H132V27H128V26ZM203 25H204V27H203ZM27 26V27H26ZM40 26V27H39ZM49 26V29L48 28H46V27H48ZM52 26V27H51ZM75 26V27H76ZM148 26V27H147ZM152 26H154V29H152L153 27ZM158 26V27H157ZM183 26V27H182ZM196 26V27H195ZM203 28H202V27ZM39 27V28H38ZM56 27V28H55ZM63 27H65V28H63ZM71 27V28H70ZM107 27H109V28H107ZM111 27V28H110ZM115 27V28H114ZM117 27V28H116ZM141 27H143L142 29H141V31L139 30ZM151 27V28H150ZM179 27H180V29H181V31H180V29H179ZM182 27V28H181ZM206 27H205V29H206ZM44 28H45V30H44ZM51 28V29H50ZM100 28H102V29H100ZM104 28V29H103ZM106 28V29H105ZM133 28H135V30H133V31H135V32H133V33H135L136 35H133V33H132V30L131 29H133ZM139 28V29H138ZM144 28H145V30H144ZM202 28V29H201ZM64 29H66L65 31H64ZM99 29V30H98ZM127 29V30H126ZM129 29H130V32L129 33H131V35L128 33V31H129ZM138 29V31H140V33L139 32H137L136 30ZM147 29V30H146ZM160 29V30H159ZM208 29V28H207ZM36 30V31H35ZM40 30V31H39ZM44 32H43V31ZM46 30H48V31H46ZM94 30V31H93ZM110 30V31H109ZM152 30V32H150ZM153 30H154V32H153ZM202 30V31H201ZM59 31V30H58ZM58 31L56 32L58 35H60V33H61V31H59V33H58ZM96 31V32H95ZM176 31V32H175ZM36 32V33H35ZM43 34H41V33ZM47 32H49V33H47ZM54 31H52V33H53ZM74 31L73 30H70V31H68V33H66L67 35H70L71 33H73ZM87 32V33H86ZM100 32V33H99ZM105 32L107 33L106 35H105ZM117 33L118 35H116L115 33ZM144 32H146V33H144ZM147 32H150V33H147ZM198 32V33H199ZM35 33V34H34ZM37 33H38V36H37ZM70 33V34H69ZM99 33V34H98ZM120 33V34H119ZM125 33H127V34H125ZM139 33V34H138ZM156 33V34H155ZM13 36L16 34V32H15V34H13V33H11ZM65 34V35H66ZM114 34V35H113ZM125 34V35H124ZM138 34V35H137ZM145 34H147V36H146V40L144 39V35ZM149 34V35H148ZM153 35V37H152V35ZM175 34H178L177 35V37H178V39H176L175 37ZM184 34V33H183ZM35 35V36H34ZM65 35H64V37H65ZM95 35V36H94ZM116 35V36H115ZM121 35V36H120ZM127 35H129V36H127ZM182 35V34H181ZM47 36V37H46ZM51 36V35H50ZM80 36V37H79ZM83 36H85V37H83ZM97 36H98V40L99 41H101L102 42V40L103 41H105V43L106 44H108L107 46H103V47H105L106 49L104 50V48H102V45H101V48L104 50H102L101 49V51L100 50H98L100 47L98 46L99 45V43H101V42H99L98 40H97ZM102 36V37H101ZM108 38H107V37ZM118 36H120V39L118 38ZM127 36V37H126ZM133 36V37H132ZM136 36V37H135ZM138 36V37H137ZM141 36V37H140ZM149 36H151V38H149ZM37 37V38H36ZM86 37H87V39H86ZM116 37L118 38V39H116ZM122 37V38H121ZM123 37H125L124 39H123ZM143 37V38H142ZM148 37V38H147ZM78 38V39H77ZM81 38H83V39H81ZM89 38H92L91 40H92V42H90L91 40L89 39ZM102 38V39H101ZM111 38V39H110ZM128 38L130 39L129 41H128ZM134 38V39H133ZM139 38H141L140 39V41H139ZM175 38V39H174ZM10 39V38H9ZM37 39V40H38ZM49 39H50V37H49ZM86 39V40H85ZM90 41H89V40ZM151 39V40H150ZM153 39V40H152ZM180 39H183V36H181V38ZM179 39V40H180ZM77 41V42H75V41ZM81 40V41H80ZM95 40H97L98 42H96ZM118 40V42H116ZM122 41L121 43H120V41ZM132 40V41H131ZM138 40V41H137ZM148 40L150 41V42H152V43H154V44H152V46L150 45V42L148 43ZM47 41V40H46ZM56 41H58V40H56ZM56 41H54V42H56ZM90 42V44H89V42ZM124 41H127V42H124ZM142 41H144V43L142 42ZM145 41H147L146 43V45H145ZM154 41V42H153ZM181 41V40H180ZM5 42V43H6ZM72 42V43H71ZM81 42V43H80ZM87 42V43H86ZM96 42V43H95ZM108 42V43H107ZM140 42H142V43H140ZM65 43V44H64ZM68 43H70V44H68ZM74 43V44H73ZM83 43H84V45H83ZM86 43V44H85ZM104 42H102V44L104 45L105 44ZM120 43V44H119ZM125 43V44H124ZM130 43V44H129ZM133 45H132V44ZM136 43V44H135ZM138 43V44H137ZM33 44V45H32ZM47 44H49V43H46V44H44V46H47ZM62 45V47H61V45ZM87 44H89V46L87 45ZM93 46H92V45ZM118 44V45H117ZM123 46H122V45ZM11 45H12V48L11 49H9L10 47H11ZM36 45V46H35ZM68 45V46H67ZM74 45V46H73ZM76 45V46H75ZM83 45V46H82ZM86 45L88 46V48L89 47H94V45H97V49H96V51L97 52H95V49H94V51H92V49L90 48V52L87 50L88 48L86 47ZM117 45V46H116ZM127 47H126V46ZM131 45H132V47H131ZM148 45H150L151 47H149ZM167 45V46H166ZM35 46V47H34ZM69 46H71V48L69 47ZM85 46V47H84ZM114 46H116V47H114ZM125 46V47H124ZM137 46V47H136ZM144 46H146L147 48H148V50H149V52L147 51V48H145ZM34 47V48H33ZM40 47H42V46H40ZM66 47V48H65ZM70 48V50L68 49V48ZM76 47H77V49H76ZM79 47V48H78ZM81 47V48H80ZM96 47V46H95ZM94 47V48H95ZM108 47V48H107ZM117 47H118V49H117ZM121 47V48H120ZM130 47V48H129ZM152 47H153V49L154 50H152ZM155 47V48H154ZM19 48H21V50L19 51L18 49ZM32 48V49H31ZM57 48H58V50H57ZM61 48V49H60ZM74 50H73V49ZM83 48H85V50L87 51V53L89 52V54H87L86 53V51L83 53V51H81V50H83ZM136 48V49H135ZM141 48V49H140ZM28 49H30V50H32V52L29 50V51H27ZM66 50L65 51V55L64 54H62V55H64L63 57L61 56V53H63V51L64 50ZM75 49H76V52H75ZM122 49V50H121ZM130 49V50H129ZM143 49H146L145 51L143 50ZM35 51V53H34V51ZM57 50V51H56ZM61 50H63V51H61ZM70 52H69V51ZM80 50V52H78ZM140 50V52H137V51H139ZM182 50V49H181ZM9 51H10V53H12L13 55H11V56H9ZM16 51V52H15ZM72 51V52H71ZM100 51V52H99ZM144 51V52H143ZM167 51V56L166 55H164L165 54V52ZM14 52V53H13ZM22 52V53H21ZM51 52H52V54H51ZM56 52V53H55ZM58 52V53H57ZM61 52V53H60ZM75 52V53H74ZM78 52V53H77ZM83 54H82V53ZM95 53V54H92V53ZM100 54H99V53ZM102 52H103V54H102ZM105 52V53H104ZM133 52V53H132ZM17 53V54H16ZM18 53H21L20 55L18 54ZM28 53V54H27ZM30 53H31V55H30ZM48 53H49V55H48ZM60 53V54H59ZM79 55H77V54ZM91 53V54H90ZM96 53H98V55H96ZM117 53H119L118 55H117ZM181 53V54H180ZM24 54V55H23ZM34 54H36V56L34 55ZM59 54V55H58ZM69 54V55H68ZM76 55V58H75V55ZM82 54V55H81ZM104 54H106L105 56H104ZM132 54V55H131ZM135 54V55H134ZM137 54V55H136ZM141 54V55H140ZM17 55V56H16ZM21 55H22V57H21ZM26 55V56H25ZM27 55H28V57H27ZM57 55L59 56V57H57ZM162 55H164V56H162ZM30 56V57H29ZM38 56H39V58H40V60L42 59L41 57H43L44 59H42V62L43 61H45L44 63H43V65L42 64H40L39 62H37V61H35L34 62V60H37V59H39L38 58ZM82 56V57H81ZM90 56H92V57H94L95 59H93V58H90ZM97 56V57H96ZM120 56V57H119ZM128 56H129V58H128ZM132 56V58H130ZM145 56H146V54H145ZM160 56H162V57H160ZM166 56V57H165ZM8 57V58H7ZM12 59H11V58ZM14 57V58H13ZM35 57H37V59L35 58ZM63 59V61L65 62V63H61V62H63L62 61V59ZM80 57V58H79ZM103 57V58H102ZM114 57V58H113ZM124 57H126V58H124ZM139 57V58H138ZM23 60H22V59ZM24 58H25V60H24ZM30 58V59H29ZM35 58V59H34ZM60 58V59H59ZM66 58V60H64ZM92 60H94V61H91L90 59ZM129 60H128V59ZM141 58H142V60H141ZM145 60H144V59ZM162 58V59H161ZM165 58H167V60L165 59ZM84 60H85V58H83ZM164 59H165V61H164ZM181 59V58H180ZM7 60V61H6ZM9 60V61H8ZM14 60H16V62L14 63ZM21 61V64H19L20 63V61ZM90 60V61H89ZM124 60H126V61H124ZM141 60V61H140ZM39 61V60H38ZM70 61V62H71ZM81 61H83V60H81ZM81 61H79V64H81V63H85L84 61L83 62H81ZM98 61V60H97ZM118 61V62H117ZM124 61V62H123ZM139 61V62H138ZM160 61V62H159ZM162 61V62H161ZM19 62V63H18ZM23 62V63H22ZM90 62V63H89ZM123 62V63H122ZM127 62V63H126ZM135 62V64L137 65V63ZM2 63V62H1ZM8 63V64H7ZM14 64L13 66H12V64ZM36 63V64H35ZM37 63H39L40 64V66H38L39 64H37ZM67 63V64H66ZM73 63V64H74ZM85 63V64H86ZM161 63V64H160ZM72 64V63H71ZM72 64V65H73ZM127 64V65H126ZM129 64V65H128ZM165 64V67L164 66H161V65H164ZM11 65V66H10ZM16 65V66H15ZM20 65V66H19ZM35 65H37L38 66V68H35V67H37V66H35ZM60 65H62V66H60ZM117 65H118V69H117ZM121 65V66H120ZM134 65V66H133ZM170 65V66H169ZM1 66V68L0 69H2V66H3V64H1L0 65ZM22 66V67H21ZM127 66H128V68H127ZM132 66V67H131ZM139 66V65H138ZM141 66V65H140ZM15 67V68H14ZM21 69H20V68ZM46 67V66H45ZM123 67V68H122ZM168 67H170L171 68V70H169V68ZM4 68V67H3ZM43 68V69H42ZM120 68V69H119ZM125 68V69H124ZM135 68V67H134ZM163 68H164V70H163ZM12 69H19V71L21 72V70H23L21 73H19L17 70V73H18V75H17V73L16 74H14L15 73V70H12ZM36 69V70H35ZM37 69H40L39 70V72H37ZM60 69H59V71H60ZM122 69V70H121ZM10 70H11V72H10ZM43 70V71H42ZM65 70V69H64ZM126 71V73L124 72V71ZM159 70V69H158ZM168 70V71H167ZM35 71V72H34ZM47 71V70H46ZM61 71L62 72H64L62 69H61ZM119 71H122V72H124V75H123V73L122 72H119ZM167 71V72H166ZM13 72V74H11ZM43 72V73H42ZM9 74V76H8V74ZM38 73H41L40 75L38 74ZM119 73V74H118ZM122 73V74H121ZM162 73V72H161ZM167 73V79L165 80L164 79V77H165V74ZM22 74V76H20ZM33 74V75H32ZM11 75V76H10ZM17 75V76H16ZM123 75V76H122ZM45 76H46V73H45ZM120 76H121V78H123L124 77V79H123V81H122V79L120 78ZM15 77V78H14ZM17 77H19V79L21 78V80L20 81H22L20 84H19V86L22 84V87H23V85H24V87L22 88L21 86L19 87V89H18V85H16L17 83L16 82H20V81H17ZM23 77V78H22ZM6 78V77H5ZM12 78V79H11ZM36 78V79H35ZM45 78V77H44ZM42 79L41 78V80H39L38 79V83L40 82V81H42V80H45V79ZM162 78V79H161ZM29 79H31V80H29ZM118 79H120L119 81H118ZM14 80V81H13ZM33 80H35V82L33 81ZM113 80V81H112ZM160 80H159V82H160ZM163 80V81H162ZM24 81H25V83H24ZM30 83H29V82ZM156 81H157V79H156ZM16 84H15V83ZM169 82H171V83H169ZM35 83V84H34ZM41 83V82H40ZM29 84V87H30V84H34V86H32L31 85V89L30 88H28V85ZM166 83H165V85H167ZM25 85H26V87H25ZM123 85V86H122ZM161 85V86H162ZM170 85H168V87L166 86V88H168V89H170L171 90V86ZM9 86V87H8ZM116 88H115V87ZM160 86V87H161ZM11 87V88H10ZM17 87V88H16ZM36 89H35V88ZM165 87V86H164ZM21 88V89H20ZM26 88H27V90H26ZM163 88V87H162ZM8 89V90H9ZM117 89V90H116ZM123 89H125V91H123ZM167 89V90H168ZM21 91L20 93H19V95H18V92L19 91ZM115 90V91H114ZM169 90V91H170ZM32 91V93H30V92ZM118 91H120V92H118ZM123 91V92H122ZM8 92V91H7ZM26 92V93H25ZM34 92V93H33ZM119 94H118V93ZM125 92V93H124ZM166 92H168V91H166ZM28 93V94H27ZM70 93H71V95H70ZM74 95H73V94ZM108 93V94H107ZM111 95H110V94ZM124 95H123V94ZM168 93H170L171 94V92H168ZM30 94V95H29ZM33 94V95H32ZM77 94H81L80 95V97H78V95ZM16 95V96H15ZM23 95V94H22ZM22 95L20 96V98L22 97ZM29 95L30 97L28 98L27 96ZM68 95V96H67ZM70 95V96H69ZM74 97H73V96ZM117 95H119V99L117 98ZM172 95V94H171ZM11 96V95H10ZM31 96H33V97H31ZM47 96V95H46ZM67 96V97H66ZM72 96V97H71ZM75 96H77V99H75ZM113 96V97H112ZM124 96V97H123ZM128 96V97H127ZM168 96H170V95H168ZM61 97H63V98H61ZM66 97V98H65ZM68 97H69V99H70V101H69V99H68ZM71 97V98H70ZM171 97V96H170ZM28 98V99H27ZM73 98V99H72ZM124 98H126V99H124ZM61 100V103L59 104V102H60V100ZM72 99V100H71ZM123 99V100H122ZM129 101H128V100ZM8 100H9V98H8ZM8 100H6L7 102H8ZM31 100V101H30ZM65 102H63V101ZM66 100V101H65ZM68 100V101H67ZM77 101L79 104H82V105H80V107H77L78 105H76V102L75 101ZM122 100V101H121ZM132 100V101H131ZM27 101V102H26ZM33 101V102H32ZM38 101H40V102H38ZM41 101L43 102V104H44V106H43V104L41 103ZM117 101V102H116ZM118 101H119V105H117L118 104ZM7 102H6V105H8L7 104ZM35 102V103H34ZM68 102V103H67ZM70 102V103H69ZM71 102H73V103H71ZM124 102V103H123ZM9 103V102H8ZM62 103L64 104V106H65V108H64V106L62 105ZM67 103V104H66ZM115 103H117V104H115ZM127 103H129L130 105H129V107H128V104ZM25 104V105H24ZM46 104V105H45ZM52 104H53V106H52ZM58 104V105H57ZM74 104V105H73ZM12 105V107H13V103L11 104L10 103V106ZM55 105H57V107L55 106ZM62 107H61V106ZM73 105V106H72ZM123 105H125V106H123ZM9 106V107H10ZM29 106V107H28ZM58 106H60V107H58ZM67 106H69V107H67ZM72 106V107H71ZM120 106V107H119ZM54 107V108H53ZM76 107V108H75ZM116 107V108H115ZM125 107V108H124ZM27 108V109H26ZM43 108V109H42ZM69 108V109H68ZM75 108V109H74ZM132 108V107H131ZM20 109V108H19ZM57 109V112L55 111ZM60 109V110H59ZM67 109V110H66ZM74 109V110H73ZM92 108H90L89 110H87L86 112H88L87 113V115L92 111L91 110ZM94 109V108H93ZM97 109V108H96ZM95 109V110H96ZM121 109V110H120ZM124 109V110H123ZM27 110V111H26ZM63 110V111H62ZM91 110V111H90ZM94 110V111H95ZM107 112H106V111ZM123 110V111H122ZM130 110V109H129ZM128 110V111H129ZM62 111V112H61ZM85 111L83 112L84 113V115L86 116V114H85ZM25 112V113H24ZM44 112H46L48 115L46 116V115H43V114H45ZM57 113V114H55V113ZM93 112V111H92ZM91 112V113H92ZM96 112V111H95ZM118 114H117V113ZM59 113H60V115H59ZM29 114V115H28ZM53 114H55L56 115V117H55V115H53ZM61 114H64V115H68L67 117H64V115H62L61 116ZM80 114V113H79ZM82 114V113H81ZM19 115H20V118H22L23 120H21L20 118H19ZM23 115V116H22ZM26 115V117H24ZM38 115H39V117H38ZM49 115L51 116L52 115V119H54V117L55 118H57V119H54L55 121H56V124H55V121H53V120H51V118L49 117ZM83 115V116H84ZM22 116V117H21ZM59 116H60V118H59ZM82 116V117H83ZM92 115H90L89 114V117H91ZM115 116V117H116ZM19 119H18V118ZM31 117V118H30ZM40 119H38V118ZM42 117V118H41ZM45 117V118H44ZM49 117V118H48ZM88 117V116H87ZM114 117V118H115ZM29 118V119H28ZM18 119V120H17ZM38 119V120H37ZM46 119H48L49 121H52V122H48V120L46 121ZM60 119H61V121L62 120H64V122L62 121H60ZM33 121V122H31V121ZM59 120V121H58ZM58 122V123H57ZM86 122V121H85ZM84 122V124L86 125V123ZM117 122V123H116ZM52 123V124H51ZM60 123V124H59ZM81 124H83V122H80ZM80 123H75V124H77V125H70V128L71 127H73L74 126V128H75V126H76V128H77V126L79 127V125H80ZM88 124V123H87ZM117 124V125H116ZM21 125V124H20ZM21 125V126H22ZM122 127H121V126ZM90 126V125H89ZM89 126H86L87 128L89 127ZM22 127V128H23ZM81 127H84V126H81ZM81 127H79V129L81 130H78L77 132V134H78V136H79V133H81L82 132V130H84V129H86V127L85 128H82L81 129ZM54 128V127H53ZM69 128V129H70ZM126 128H127V126H126ZM38 129V130H39ZM78 129V128H77ZM8 134V133H7ZM4 136L6 135V134H3ZM2 135V136H3ZM115 134H114V136H116ZM77 136V138H79ZM116 136V137H117ZM6 137V136H5ZM116 137H114V139H116L115 141L119 144V139L118 138H116ZM140 138V139H139ZM117 139H118V141H117ZM121 141H123V140H121ZM115 142V143H116ZM116 143V144H117ZM131 143V144H132ZM126 144V145H127ZM133 144V145H134ZM140 145V146H139ZM129 147V146H128ZM145 150V149H144ZM164 162V163H165ZM94 168V167H93ZM170 170H171V168H170ZM181 170H184V172L186 173V175L187 174H189V175H187L188 176V179H194V178H196V179H194L193 181H192V183L195 181L196 183H193V186L194 187H192V189H194V191H193V197H191L192 196V194H191V192L192 191H190V193H188L189 192V189H191V188H188V187H190L191 186V179H190V181H189V183H187L188 181H187V176L185 175V173H183L184 175L183 176H185L184 177V182H186V186H187V188H186V186L184 185V182H182L183 181V177L181 178V180H179V178L177 179V181H176V178L177 177H181V174H180V172H181ZM95 171V172H94ZM192 171V172H191ZM92 172V173H91ZM94 172V173H93ZM108 173V174H107ZM171 173V174H172ZM86 174V173H85ZM90 174H92V178L91 177H89V175ZM100 174V175H99ZM190 174H191V176H190ZM102 175V176H101ZM110 175V174H109ZM175 175V176H174ZM75 176V177H74ZM91 176V175H90ZM106 176V177H105ZM94 177H95V179L96 180H94ZM102 177H103V179H102ZM194 177V178H193ZM198 177V176H197ZM91 178V180H92V182L91 181H89V179ZM109 178V180H106V179H108ZM186 178V179H185ZM60 179V180H59ZM99 179H101V181L99 180ZM59 180V181H58ZM66 180V179H65ZM82 180V181H81ZM84 180V181H83ZM87 180V181H86ZM180 181V183H179V181ZM89 181V182H88ZM98 181H99V183H98ZM103 181V182H102ZM108 181V182H107ZM198 181V182H197ZM80 182V183H79ZM85 182V183H84ZM87 182V183H86ZM91 182V183H90ZM94 182V183H93ZM178 182V183H177ZM72 183V184H73ZM79 183V184H78ZM96 183H98V184H96ZM103 183V184H102ZM104 183H105V185H104ZM107 183V184H106ZM108 183H110V184H108ZM179 184V185H177L176 186V184ZM182 183H183V185L184 186H182ZM89 184V185H88ZM175 184V185H174ZM202 184V187L200 186ZM59 185H56L57 187H59ZM77 185V186H76ZM83 185V186H82ZM90 186V187H92V185H93V187H94V185H95V187L94 188H89L88 186ZM96 185H99V186H97L96 187ZM168 185V184H167ZM188 185H190V186H188ZM79 186L81 187V188H79ZM104 186L105 187H107L108 186V188H104ZM109 186H110V188H112L113 186L115 187H113V189H115V190H113V189H109ZM175 186L178 188V189H176L175 190ZM180 186H182L183 188L182 189H180ZM70 187V186H69ZM70 187V188H71ZM100 187H102V188H100ZM83 188H84V191H83ZM87 188H89V189H87ZM169 188V189H168ZM187 189V191L186 190H183V189ZM99 189V190H98ZM102 189H104V190H102ZM106 189V190H105ZM168 189V190H167ZM172 190V195H173V198L172 197H168V196H172L171 194H169V192H171V190ZM182 190L184 193H186V195L183 193V192H180V190ZM205 189V190H204ZM93 190V191H92ZM101 190V192H99ZM116 190H118V191H116ZM120 190H121V192H120ZM170 190V191H169ZM80 191V192H79ZM81 191H83L82 193H81ZM87 191V192H86ZM96 191V192H95ZM103 191V192H102ZM106 191V192H105ZM108 191H109V193H108ZM113 191H115V194H114V192ZM123 191L126 193V196H125V193H124V195H122V193H123ZM167 191H168V193H167ZM174 191H176V192H178L177 194H178V196L180 197V198H183L184 197V199L185 200H183V199H180L178 196H177V194H173V192ZM186 191V192H185ZM71 192V193H70ZM95 192V193H94ZM99 192V193H98ZM119 192V193H118ZM214 192V191H213ZM74 193V195H71V194H73ZM75 193H76V196H75ZM80 193V194H79ZM84 193H91L89 196H91V198L89 197V199L87 198V200H86V198H85V196H87L88 197V195H84L83 196V194ZM104 193L107 195H110V198H109V196H107L106 197V195H104ZM113 193V195H111ZM160 193V192H159ZM159 193H157V194H159ZM175 193V192H174ZM187 193L188 194H190L191 196V199H190V197H186L187 196ZM95 194V195H94ZM100 194V195H99ZM104 196V199H103V196ZM118 194H120V195H118ZM182 194L183 195H185V196H182ZM217 194V195H216ZM71 195V196H70ZM77 195H79V197H77ZM99 195V196H98ZM213 195V196H212ZM70 196V197H69ZM94 196H96V197H94ZM113 196V197H112ZM117 196H118V198H117ZM182 196V197H181ZM189 196V195H188ZM215 196V197H214ZM221 197L220 198V200L222 201L221 203H220V201H218L219 202V205H220V207L218 208V205L216 206L215 205V207H214V204H213V206H212V209H209V208H211L210 206L212 205H210V204H208V203H210L211 202V200H209V198L211 197V199L214 197V198H216V197ZM73 197V198H72ZM77 197V198H76ZM81 197H83V198H81ZM124 197H127V200H126V198L125 199H123ZM161 197V198H160ZM175 197V198H174ZM217 197V200L219 199ZM85 198V199H84ZM111 198H113V199H111ZM121 198V199H120ZM129 198H130V201H129ZM156 198H158V199H155ZM159 198H160V200H159ZM186 198H188L187 200H186ZM192 198L194 199V201L192 200ZM208 198V199H207ZM66 199V200H65ZM69 199V200H68ZM72 199H73V201H72ZM79 199V200H78ZM84 199V200H83ZM96 199V200H95ZM106 199H107V201H106ZM110 199V200H109ZM117 199L120 201H118L117 202ZM139 199V200H138ZM162 199V200H161ZM166 199V200H165ZM168 199H172L173 200V204H172V202H170V200H168ZM178 199H179V201L181 200H183L182 202L180 201H178ZM71 200V201H70ZM75 200V201H74ZM81 200V201H80ZM89 200H90V202H89ZM92 200V201H91ZM115 200H116V202H115ZM125 200V201H124ZM140 201V202H138V201ZM175 200V201H174ZM213 200V199H212ZM215 200V202H217V200L216 199H214ZM64 201V202H63ZM69 201V202H68ZM79 201V202H78ZM83 201V202H82ZM95 201H96V203H95ZM123 201L125 202L124 204H123ZM155 201H156V204H155ZM188 203H187V202ZM206 201H207V203H206ZM210 201V202H209ZM226 201H224V203H226ZM74 202V203H73ZM76 202H77V205H76ZM107 202V203H106ZM111 202V203H110ZM122 202V203H121ZM141 202H142V205H141ZM144 202H147L148 204L146 205V204H144ZM190 202L192 203V204H190ZM213 202V201H212ZM215 202H213V203H215ZM218 202L217 203H215V204H218ZM67 203V204H66ZM68 203H70V204H68ZM79 203V204H78ZM81 203V204H80ZM90 203H92L91 204V206H90ZM94 203V204H93ZM98 203V204H97ZM119 203H121V204H119ZM140 203V204H139ZM158 203V204H157ZM161 203V204H160ZM169 203V204H168ZM172 204V206H170L171 204ZM75 204V205H74ZM87 204V205H86ZM105 204V205H104ZM126 204H127V207H128V205H129V207L128 208H131V210L133 211L134 210V214H136L137 212H139V213H142V214H140L139 215V213L137 214V216L139 215V218L140 217H143V219H145V216H146V218H148V220L149 221H147V219L145 220L146 221V223H145V221H144V223H145V225H147L148 224V222H150L151 223V225L153 224V226H150V228L149 229H151V230H149V229H147L146 230V227L144 228V230L146 231H144V232H136L135 234H134V236L132 237V239H131V237L130 236H128V235H125L123 232L124 231H116V230H113L112 229V227H111V224H110V226H109V223H111V221H113V218L112 219H109V218H111V216L113 215L114 216V208H117L118 210L119 209H121V210H123V209H127V207H126ZM136 204V205H135ZM138 204V205H137ZM160 204V205H159ZM205 204H208V205H210V206H208L207 205V207L208 208H205L206 206H205ZM231 204V205H230ZM73 205V206H72ZM82 205V206H81ZM89 205V206H88ZM93 205H95V206H93ZM99 205V206H98ZM104 205V206H103ZM106 205H107V207H106ZM115 205V206H114ZM117 205V206H116ZM120 205V206H119ZM134 205H135V207H134ZM141 205V206H140ZM159 205V206H158ZM162 205V206H161ZM192 205H193V207H192ZM93 206V207H92ZM111 206V207H110ZM122 206V207H121ZM141 208H140V207ZM142 206H143V208H142ZM145 206H147V207H145ZM161 206V207H160ZM169 206V210L168 209H166L167 207ZM201 206H204V209L203 210H205V211H202V216H201V214L199 215V217H204V219H201V218H199V220H201L200 222H199V220L197 221V226L199 227V228H201L200 229V231L199 230H197L198 232H196L197 234H195L194 235V233L195 232H192V233H185V232H182V230H181V228H180V226H179V229H180V232L178 231V229H177V227L176 228H174L173 230H170V227L168 226V225H170V218H171V215H173L174 216V214H176L175 216H176V218H178V221H179V225L181 224V220H182V217L184 216V215H186V213H191V212H196L195 210L197 209V211H199V209H200V207ZM96 207H98L97 208V210H96ZM109 207V208H108ZM113 207V208H112ZM149 207H153L152 209L151 208H149ZM157 207V208H156ZM158 207H160L161 209H162V207H164L165 209H162V210H164V212H162V210L160 209H158ZM197 207V208H196ZM214 207V208H213ZM217 207V208H216ZM104 208H105V210H104ZM106 208H108V209H106ZM111 208V209H110ZM149 208V209H148ZM154 208H155V210H154ZM193 208V209H192ZM228 208H231V209H233V212L235 213V211L234 210H236V213H235V216H237V219H236V217H234V215L232 216L231 214L233 213L232 211H230V212H232V213H230L229 212V210H228V212L229 213H227V214H225V215H223L224 213H226V211H227V209ZM84 209V210H85ZM99 209V210H98ZM117 209H115L116 211H117ZM140 209V210H139ZM143 209H144V212H143ZM188 209H190V210H188ZM206 209H207V214H205L206 213ZM208 209H209V211H212V212H210V214L209 215H212L211 217H209L208 219H207V217L209 216L208 215ZM218 209H219V211H218ZM240 209V211H238ZM108 210V211H107ZM121 210H119V211H121ZM137 210H139V211H137ZM142 210V211H141ZM146 210V211H145ZM147 210H148V212H147ZM151 210V211H150ZM153 210V211H152ZM157 210H159V212H157ZM168 210V211H167ZM174 211V212H171V211ZM194 210V211H193ZM221 210V211H220ZM103 211V212H102ZM109 211H111V212H109ZM137 211V212H136ZM161 211V212H160ZM169 211H170V213H169ZM105 212V213H104ZM136 212V213H135ZM145 212H146V214H145ZM152 212V213H151ZM155 212V213H154ZM223 212V213H222ZM241 212V213H240ZM102 213V214H101ZM156 213H158L159 214V217H158V214H156ZM162 213H164V214H162ZM172 213H174V214H172ZM212 213V214H211ZM220 213H222L221 215H220ZM105 214V215H104ZM109 214V215H108ZM144 214V215H143ZM153 214V215H152ZM160 214H162V216L160 215ZM238 214V215H237ZM240 214L242 215L241 217H239L240 216ZM248 215L247 217H249V218H247L245 215ZM142 215V216H141ZM149 215V216H148ZM157 217H156V216ZM204 215V216H203ZM229 215H231L232 216V218H230V216ZM252 215V216H251ZM109 216V218H106V217H108ZM154 216V218H152ZM207 216V217H206ZM222 216V217H221ZM224 216V217H223ZM227 216H228V218H227ZM244 216V217H243ZM258 217L257 219H255L256 217ZM262 216V217H261ZM215 217V219L217 220H214L213 218ZM224 218V222L226 223V224H224L223 225V220L221 219V223H222V225L223 226H221V223H219L218 221L220 220V219H218V218ZM240 219H239V218ZM243 217V218H242ZM254 217V218H253ZM93 218V219H92ZM105 218V219H104ZM152 218V219H151ZM205 218H206V221H205ZM227 220H226V219ZM235 218V219H234ZM245 218V220L246 221H244L243 219ZM250 218H251V220H250ZM106 219H108V222H107V220ZM140 219H142V218H140ZM154 219V220H153ZM156 219L159 221H156ZM180 219V220H179ZM209 219H211V220H209ZM212 219H213V221H212ZM232 219V220H231ZM248 219H249V221H248ZM101 220H102V222L104 223H101ZM106 220V221H105ZM109 220H110V222H109ZM204 220V223L202 222ZM228 220L229 221H232V222H228ZM238 220V221H237ZM93 221V223H90V222H92ZM105 221V222H104ZM143 221V220H142ZM141 221V222H142ZM235 221V222H234ZM243 221V222H242ZM98 222V223H97ZM210 222H211V224H212V226L210 225ZM220 226V227H222V228H216L215 226H218V225H215L216 223ZM234 222V223H233ZM237 222V223H236ZM169 223V224H168ZM208 223V224H207ZM239 223V224H238ZM92 226H91V225ZM108 224V225H107ZM142 224H143V222H142ZM204 224V225H203ZM228 224V225H227ZM236 224H238V226H235V228H233L232 226H234V225H236ZM94 225H95V227H94ZM99 225V226H98ZM149 225V224H148ZM147 225V226H148ZM88 226V227H87ZM167 226L169 227V229L167 228ZM202 226V227H201ZM203 226H207L206 228L205 227H203ZM225 226V227H224ZM227 226H231L233 229H236L235 231L232 229V230H228L227 228H229V227H227ZM92 227H93V229H92ZM103 227L105 228L106 227V229H103ZM107 227H109V228H107ZM154 229H153V228ZM162 227H163V230H162ZM164 227H166V228H164ZM209 227V228H208ZM213 227V228H212ZM231 227H230V229H231ZM238 227V228H237ZM86 228H88V230L86 229ZM159 228H160V230H159ZM95 229V230H94ZM97 229V230H96ZM99 229V230H98ZM109 229V230H108ZM153 229V230H152ZM155 229H157L156 231H159V237H158V232H157V234H155L156 232H155ZM166 229V230H165ZM167 229H168V231H170V232H168L167 231ZM84 230V231H85ZM90 230V231H89ZM92 230V231H91ZM104 230V231H103ZM137 230H143V228L141 229V228H139V229H137ZM162 230V231H161ZM176 230V231H175ZM202 230V231H201ZM103 231V232H102ZM106 231V232H105ZM150 231V232H149ZM153 231V232H152ZM161 231V232H160ZM175 232L176 234H174L173 232ZM94 232V233H93ZM102 232V233H101ZM163 232H165L164 234H163ZM169 235H171V236H168V234ZM171 232L173 233V234H171ZM103 233H104V235L106 234V236H104L103 235ZM148 233H150V234H148ZM180 235H179V234ZM185 233V234H184ZM102 234V235H101ZM113 234V235H112ZM118 234V235H117ZM137 234V235H136ZM145 234V235H144ZM148 234V235H147ZM155 234V235H154ZM160 234H162V235H160ZM192 234V235H191ZM119 235L121 236V237H119ZM142 235V236H141ZM165 235V236H164ZM183 235H185V236H183ZM92 236H93V238H92ZM123 236V237H122ZM127 236L128 237H130V239L128 238L127 239ZM136 236H140V237H142V238H139V239H135L136 238ZM147 236V237H146ZM154 236V237H153ZM169 238H168V237ZM188 236V237H187ZM162 238V239H159V238ZM164 237H167L169 240H164L163 241V239H164ZM93 240H92V239ZM114 238V239H113ZM88 239V240H87ZM94 239H95V241H94ZM97 239V240H96ZM106 239V240H105ZM108 239V240H107ZM118 239V240H117ZM119 239H122V241L121 240H119ZM148 239V240H147ZM152 239V240H151ZM156 239V240H155ZM158 239H159V241H158ZM84 240V241H83ZM115 240V241H114ZM123 240H124V242H123ZM125 240L126 241H128V242H125ZM134 240V241H133ZM143 240V241H142ZM146 240V241H145ZM162 240V241H161ZM80 241V242H79ZM87 241V243H85ZM109 241V242H108ZM138 241V242H137ZM143 242L142 244H141V242ZM121 242V243H120ZM134 244H133V243ZM151 242H153V243H151ZM157 242V243H156ZM161 242V243H160ZM162 242H164V244L162 243ZM75 243L77 244L76 246H75ZM106 243H108V245L106 244ZM128 243H129V245H128ZM139 244V246H137V244ZM145 243H146V245H145ZM169 243V244H168ZM101 244V245H100ZM122 244H125V245H122ZM130 244H131V246H130ZM151 244V245H150ZM163 244V245H162ZM71 245V246H70ZM78 245H79V249H77L78 248ZM120 245V246H119ZM145 245V246H144ZM150 245V246H149ZM159 245V246H158ZM168 245V246H167ZM116 246V247H115ZM128 246V247H127ZM135 246V247H134ZM143 246V247H142ZM147 246V247H146ZM139 247V248H138ZM157 247V248H156ZM167 247H169L168 249H166ZM81 248V249H80ZM128 248V249H127ZM133 248V249H132ZM145 248H148V251L145 249ZM155 250H153V249ZM160 250H159V249ZM162 248H165V249H163L162 250ZM137 249V250H136ZM145 249V250H144ZM158 249V251H156ZM77 250H79V251H77ZM99 250H100V252H99ZM108 250V251H107ZM129 250V251H128ZM136 250V251H135ZM143 250H144V252H143ZM153 250V251H152ZM75 251V252H74ZM93 251V252H92ZM98 251V252H97ZM111 251V252H110ZM82 253V254H81ZM69 254H70V256H69ZM110 254V255H109ZM107 257H106V256ZM109 255V256H108ZM103 256V257H102ZM105 256V257H104ZM87 259V260H86ZM64 261V262H63ZM81 261V262H80ZM88 263H87V262ZM61 262V263H60ZM74 262V263H73ZM80 262V263H79ZM84 262V263H83Z\"/></svg>", "mask_w": 264, "mask_h": 264}, {"label": "crops", "instance_id": "0c3cea01", "mask_svg": "<svg viewBox=\"0 0 264 264\" xmlns=\"http://www.w3.org/2000/svg\"><path fill=\"white\" fill-rule=\"evenodd\" d=\"M90 20H92V19H90ZM82 24H84V25L87 24V21H86L85 23H82ZM77 26H78V25H77ZM77 26L74 27V28L76 29V28H78V27H80V26H82V25L79 24V26H78V27H77ZM86 29H87V28H85V29H81V30H83V32H85ZM71 30H73V29H71ZM76 30L79 31V29H76ZM81 30H80V31H81ZM68 31H69V30H68ZM68 31H66V32H68ZM78 31H77V32L75 31V32L77 33V35H78L79 32H80V31H79V32H78ZM76 33H75V36H77ZM81 33H82V32H81ZM81 33H80V34H81ZM63 34H64V33H63ZM63 34H61V36H62ZM71 34H72V33H71ZM73 34H74V33H73ZM56 36H57V35H55V37L53 36L54 39H52V37H51L52 40L49 39V41L47 40V42H50V44H51V43H52L51 41L57 39L58 37H59V39L62 38V37L59 36V35H58V37H56ZM63 36H64V35H63ZM67 36H68V37H71L72 35H67ZM75 36H74V37H75ZM68 37H65V38H67L68 41L72 39V37H71V39H68ZM63 38H64V37H63ZM63 38L60 39V40L57 39V40H58L57 42L62 43V40H63V42H65L66 39L64 38V39H65V41H64ZM43 43H46V41L43 42ZM43 43H41V44L39 43V45L41 46ZM53 43H54V41H53ZM50 44H49V46H43V48H44V47H52V46L54 47V44H55V43H54V44H51V46H50ZM39 45H37L38 47H36V49H39V50H37L38 53H39V51H40L41 49H42L41 51L43 52V48H40ZM47 45H48V44H47ZM46 49H47V48H46ZM46 49H44V52H45ZM49 50H51V48L48 49L46 52H48ZM109 51H110V50H109ZM109 51H107V53H106V54H107V55H106L107 57H105V58H107V60H108L109 62H106L107 60H106V61H103V62H106V63H108V64L106 65V67L103 66V64H105V63L102 64V66L106 69V71H105V73H104V74H105V77H104V78H106L107 81H108V78H107V77L110 76V75L108 74V72H109L108 69H109V68H107V67H110V69H111V66H110V65H111V64H110V63H111V61H110L111 59H109V56H110ZM42 52H41V53H42ZM44 52H43V53H44ZM46 52H45V53H46ZM38 53H37V55H38ZM43 53H42V54H43ZM108 54H109V55H108ZM52 55H53V54H52ZM49 57H50V60H51V59H52V60L54 59V56H53V57H52V56H49ZM49 57L47 56V59H48V60H49ZM110 58H111V57H110ZM47 59H46V60H47ZM99 59H100V57H98V60H99ZM49 62H50V61H48V63H47L48 65L51 64V63H49ZM51 62H52V61H51ZM53 62H54V61H53ZM55 62H56V61H55ZM55 62H54V63H55ZM97 62H98V61H97ZM99 63H100V62H99ZM101 63H102V62H101ZM81 64H82V63H81ZM94 64H96V63H94ZM109 64H110V65H109ZM53 65H54V64H53ZM55 65H56V64H55ZM55 65H54V66H55ZM71 65H72V64H71ZM71 65L68 66V64H67L66 69H67V67H68V69H69V68L71 67ZM79 65H80V64H79ZM83 65H84V64L81 65L82 68H86L87 65H88V68H89L90 66H92V64H91V65H90V64H87V65L85 64L86 66H83ZM89 65H90V66H89ZM98 65H99V64H98ZM54 66H52V68H53ZM73 66H76V67H77V65H72V68H73V69L75 68V67H73ZM93 66H94V65H93ZM46 67H47V65H46ZM48 67H51V66H48ZM55 67H56V66H55ZM55 67H54V68H55ZM81 67L79 66V70H80ZM103 67H102V68H103ZM52 68H50V69H52ZM54 68H53L52 70H55ZM72 68H70V70H71ZM77 68H78V67H77ZM94 68H95V66H94ZM94 68H92V70H93ZM98 68H99V67H98ZM100 68H101V67H100ZM102 68H101V70H102ZM47 69H48V68H47ZM50 69H49V70H50ZM58 69H59V68H58ZM58 69L56 68L57 71H58ZM68 69H67V70H68ZM73 69H72L71 72H73L74 70H76V68H75L74 70H73ZM95 69H96V68H95ZM49 70H47V71H49ZM70 70H68V71L65 70L66 72H65V71H64V72H61V70H60L59 73H55V74H56L57 76H58V75H61V77H63V78H64L65 76L67 77V76L69 75V76H68V78H69V77H72V75H73V74H71ZM79 70H78V71H75V72H77L76 75H78V74L81 72V71L79 72ZM83 70H84V69H83ZM87 70H88V69H87ZM87 70L85 69V71H84L83 73H87ZM89 70H91V69L89 68ZM92 70H91V71H92ZM103 70H104V69H103ZM57 71H56V72H57ZM91 71H89L90 74H91ZM97 71H98V70H97ZM49 72H50V71H49ZM53 72H55V71H53ZM60 72H61V74H60ZM67 72H69L68 75L66 74ZM93 72H94V70H93ZM93 72H92V74H94ZM50 73H51V72H50ZM62 73H63V76H62ZM64 73H65L66 75H65ZM95 73H97V72H95ZM48 74H49V73H48ZM52 74H53V73H52ZM55 74H54L53 76H55ZM70 74H71V75H70ZM87 74H88V73H87ZM87 74H86V76H87ZM99 74L102 75L103 72H102V73H99ZM46 75H47V74H46ZM49 75L52 77L51 74H49ZM74 75H75V74H74ZM74 75H73V78H74ZM47 76H48V75H47ZM47 76H46V77H47ZM88 76H91V75H88ZM95 76H97V74H95ZM46 77H45V81L47 80V78H48V82H49V79L51 80V84H48L49 86L55 84V80H56V79L53 81V79H52L51 77H49V76H48L47 78H46ZM61 77H60L59 80H57V81H59V83L64 82V83H61V84H60L61 86H62L63 84L66 85V84H65L66 81H61V80H60ZM84 77H85V75H84ZM84 77H82V74H81V79H82V78L84 79ZM92 77L94 78V76H92ZM97 77H99V76H97ZM100 77H101V76H100ZM54 78H56V76H55ZM57 78H58V77H57ZM68 78H67V79H68ZM75 78L78 79L79 77H78V76H75ZM75 78H74V79H75ZM93 78H92V79H93ZM81 79H78V81L81 80ZM83 79H82L81 81H83ZM86 79H87V78H86ZM96 79H97V78H96ZM96 79H95V80H96ZM63 80H65V79H63ZM70 80L74 81L73 79H70ZM99 80H100V79H99ZM101 80L103 81V77L101 78ZM57 81H56V82H57ZM60 81H61V82H60ZM67 81H69V80H67ZM84 81H85V79H84ZM86 81H87V80H86ZM86 81H85L84 83H82V85H85V84H86ZM88 81H90V80L88 79ZM88 81H87V82H88ZM96 81H97V80H96ZM107 81L105 80L104 85H97V84H96V85H97V86H105V84L108 83ZM42 82H44V80H43ZM48 82H47V83H48ZM90 82H91V81H90ZM98 82H99V81H98ZM106 82H107V83H106ZM49 83H50V82H49ZM71 83H72V82H71ZM73 83H74V82H73ZM77 83L79 84L80 82H76V84H77ZM88 83H89V82H88ZM88 83H87V84H88ZM91 83H92V82H91ZM91 83H90V84H91ZM101 83H102V82H101ZM42 84H43V83H42ZM45 84H46V83H45ZM43 85H44V84H43ZM64 85H63V86H64ZM73 85H74V84H73ZM45 86H46V85H45ZM49 86H48V87H49ZM76 86H77V85H76ZM80 86H81V84H80ZM78 87H79V86H78ZM85 87H86V86H85ZM87 87L89 88L90 86L87 85ZM93 87H96V86H93ZM93 87H92V89H93ZM105 87H106V86H105ZM99 88H101V87H99ZM75 89L78 90V88H75ZM80 89H81V88H80ZM92 89H91V90L89 89V90L92 92ZM76 90H75V91H76ZM83 90H85V89H82V91H83ZM86 90H87V88H86ZM94 90H95V88H94ZM94 90H93V92H94ZM75 91H74V92H75ZM78 91L80 92L81 90H78ZM90 91H89V92L87 91V92H88V93H87L88 95H89V93H90V96H89V97H91V95H92ZM95 91L97 92L98 90L96 89ZM93 92H92V93H93ZM96 92H95V93H96ZM99 92H100V90H99L96 94L93 93L92 96L99 94ZM76 93H77V92H76ZM81 93H82V92H81ZM100 93H101V92H100ZM85 94H86V93H84V95H85ZM86 96H87V95H86ZM95 97H96V96H95ZM92 99H94V98L92 97Z\"/></svg>", "mask_w": 264, "mask_h": 264}]
</instances>
